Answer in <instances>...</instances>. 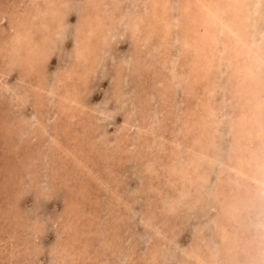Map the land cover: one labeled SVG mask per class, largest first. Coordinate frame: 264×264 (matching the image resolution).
<instances>
[{"label": "rangeland", "instance_id": "rangeland-1", "mask_svg": "<svg viewBox=\"0 0 264 264\" xmlns=\"http://www.w3.org/2000/svg\"><path fill=\"white\" fill-rule=\"evenodd\" d=\"M9 1L11 3H9ZM64 1H66V3ZM147 1L148 0H81V1L79 0V2H78V0H77V2H78L77 3L76 0H70V1L69 0H52L51 4L48 5L46 3V2H48V0H45V2L43 0L41 2H38V0H28V2H30V3H28L26 0H5V3H7L6 7L8 6L6 8L4 5L5 4L4 1L0 0V4H1L0 5V26H1L0 27V81L3 78V80L1 81L2 85L0 83V98L4 99V100L0 99V101H1L0 102V114L3 113L2 115H0V117H1L0 118V124H1V121L3 123L2 125H0V221L2 220L0 222V228H1L0 231H3V232H0V244H2V245H0V256H2V257H0V259L5 258V260H3V261H1L2 259L0 260V264H10V263L11 264H59V263L60 264H89L90 262H93L90 264H97V263L101 264V261H102V264H106L107 262H108L107 264H129V263L136 264L137 262H138L137 264H139V262H140V264H152V263L153 264L154 263L155 264H162L161 261H163L164 264H178V263L179 264H191L194 261V259L192 257H190V251L193 248L195 250L199 251L203 257L209 258L212 256L213 257L216 256L215 258L219 262H221V259H219L220 255H221L219 252V248H220L219 235H220V232L218 231V228L216 227L217 225H214L215 228H217V229H215V228L213 229V227H214L213 223L216 224V221H213V219L215 220L217 217L216 220L218 222L219 214L216 215V212L218 213V208H216L217 205L214 204L215 200L213 201V197H212L213 194L212 193H214V190L211 186L213 185L214 188L216 187V185H217L216 183H218V180L215 182L212 180L219 179V177L221 176V172L219 173L220 167L222 166L221 168H223V165H221V166H219V165L222 164V162L227 160L226 158H227L228 154H226V158H225V153L222 152V148H223V151L226 150V153H228V147L230 146V143H231V137H230L231 136V134H230L231 129L229 127V123H227V122H229L228 121L229 120L228 117H230L229 112L232 110L233 107L231 104L232 100L229 97V93H227L225 90L227 80H228V78L226 79V77H228V73L225 71V68L222 64H219L220 67L222 66V69L219 67V65L217 67L218 68L217 73L219 72L218 74L220 75L221 74L220 72H222V74L220 75L219 78H218L219 75L216 73L217 68L214 70V73H216V75H217L216 76L214 74L215 79L217 78L216 80L214 79L215 80L214 84L216 86L217 85L220 86L219 84H221L222 87L224 85V87H223L224 93H223V89L221 90V86H220V89H218V86L216 87L214 85L215 88H214L213 94H212L214 96V97L212 96V98H214V103L216 102L215 103L216 106L218 107V104L220 105L217 109L221 113L220 114L218 112V115H220L219 116V118H220L219 123L220 122L221 123L218 124V127H219L218 131L219 132L217 134L218 138H216L217 139L216 150L219 152V149L221 148L220 150H221L222 154H219L221 152L218 153L217 151L216 152L214 151L215 157H216V159L213 160L214 165L212 164V162H208V164L211 163V165H210L211 170H208L210 166L207 169V167H206V166H208L207 163H206L207 165L205 164V166L202 165V168H205L207 170V172H210V173H207L208 178H209V179L208 178L207 179L209 181L207 180V183L205 184L206 186H204L205 189L202 187V189L204 191L201 190V193H200V198H202L201 194L203 193V199H205V200L208 199L209 196H211V197H210V199H208L206 201L205 200L201 201L200 199L194 200L195 199V198H193L194 196H191V195L189 196V192H186V194L182 193V197H181L182 199L179 198L180 200H178V202H177L176 201L177 198L175 199V197L177 195L176 194L177 191H175L176 187H174L173 183L178 184L179 182L176 181V179H175L176 176L173 173L171 174L167 169L168 165L170 164V158H171V157H169V155L172 152L171 149L172 148L175 149L176 143L179 142V143H177L178 148H181V149H178L179 151L177 150L179 153V156L181 155L178 158L180 160L179 165L180 164H181L180 166L184 165L183 162H181L182 160L183 161L185 160V153H184L185 151L182 148L184 147L185 141L188 140L189 137L184 136V129L185 128L183 126H184L186 121H189V120L192 121L193 118H192V116H190V118L189 117L185 118L186 115L183 116V114H186L185 111H187L188 108L193 107V104H195L196 101L192 100V99H195V97L193 98L192 96H188L185 93V89H183L185 87V82H183L182 79L181 80L173 79L172 78L173 70L171 71V70L166 69L165 67L161 66V58L160 57H162L163 55H166L164 57L173 62V63H171V66L175 65V69H177V70L183 69V67H182V69L180 67V63H182V62H180L181 57L183 58V56L181 54L178 39L175 37L177 35L172 33L168 36L169 40L166 43V45H167V47L165 49L166 52H164V54H163V53H158V52L154 51V43H156V40H157L156 34H154V33L151 34L150 36H148L146 41H144L142 44L141 43L137 44L136 38L131 33V30L129 28V22L131 23V19H132L131 16L133 17V15H139V14L143 15V5ZM172 1L176 2V3L173 4ZM13 2H15V3H13ZM63 2L65 4H71V5L65 6V4H63ZM169 2L171 4V9L169 8L168 12L173 13V15H176L175 13H177L178 0L177 1L169 0ZM12 3L14 5V7H13V5H11ZM32 3H35V4H32ZM76 4H78L80 6H78ZM51 5H53V6L56 5V7H55L56 12L58 13V15H61V16H59L61 19L60 24L63 25V23L65 22L64 23L65 25L56 29L55 34H54V30L52 28L54 26V21L52 20V14L47 13L44 16H42L40 13H38L39 10H43L44 7H46V6L50 7ZM72 5H73V7H71ZM77 6H78V8H77ZM65 7H67V8H65ZM122 7H123V9H122ZM3 8H5V10ZM21 8L23 10H21ZM67 10L71 13L67 12ZM172 10H174V11H172ZM262 10H264V3H263V9ZM36 11H37V13H36ZM83 12H85V13H83ZM85 14H90V15L98 14L99 20L97 21V27L95 28L94 33L91 34V37L89 39L90 46H89L88 52L86 53V57L87 58L89 57L90 60L88 59L87 62L79 63V61L81 62L82 59L79 60V59L75 58V45L77 44V37H78L77 28H78L80 21L82 20L81 17H83V15H85ZM104 17H106V18H104ZM263 18H264V11H263V17L262 18L260 17L256 21V23H257L259 29H262L264 31V19ZM260 22H262V23H260ZM127 24H128V26H127ZM11 27H13V28H11ZM7 29H9V30H7ZM103 29H104V31H103ZM174 29H176V28H174ZM23 31H24V35L26 34L25 36L26 37L28 36V37L26 39H19L18 37L20 36V34ZM127 34H129V36ZM72 35H73V37H72ZM50 37H52V38H50ZM127 40H128V43H126ZM116 42L117 43L119 42L118 46H117ZM32 43H34L35 45L39 44V48L35 52V57L38 59L36 61L37 63L35 64V67L33 68V70H30L31 68L28 66V61L26 59L27 58L26 57V54H27L26 50L28 49L29 45ZM135 43L137 44V46ZM71 44H72L74 49L71 48L72 47ZM115 46H117V47H115ZM131 48H133V49L135 48L134 49L135 53H133V50ZM53 52H54V54H53ZM107 52H109L110 54H108ZM112 52H113V54H112ZM117 52H118V54H117ZM176 52H177V54H175ZM134 56L136 57L137 60L134 58ZM114 57H116V58H114ZM107 58H108V61L106 60ZM118 58H120V59H118ZM44 59L46 62H44ZM122 59H124V60H122ZM125 60H127V61H125ZM133 61H136V63ZM15 63H16V65H15ZM75 63H76V65H75ZM71 65H75V67H73V70L69 73L70 78H67L66 71L68 69H70ZM83 65H87V70L85 72L83 71L84 70ZM166 66H168V65H166ZM114 69H115V71H114ZM1 71L3 72V75H4L3 77L1 75L2 74ZM116 71H120L119 75L115 73ZM104 72H105V74H104ZM224 73H225V75H224ZM166 74L167 75L169 74V76H167ZM83 75H85V76H83ZM135 75H136V78H135ZM221 76H222V80L224 82L221 81ZM92 77H93V79H92ZM156 77H158V79ZM224 77H225V79H224ZM139 78H141L143 80H140ZM219 80H220V82H219ZM97 81H98V83H97ZM125 81L127 83H125ZM149 81H151V82H149ZM156 81H158V82H156ZM12 82H14V84ZM94 82H95V86H94ZM141 82H142V85H140V87H139V83H141ZM146 82H148V83L146 84ZM160 82L162 85L160 84ZM163 82H164V84H166V82H167L166 86L167 85H169V86L165 87L163 85ZM181 82H183L184 84ZM4 83H5V85H4ZM109 83H112L113 85L110 84V85H112V86H110ZM106 84H107L108 89L106 88ZM148 84H151V85L149 86ZM154 84L158 88H156ZM9 85H10V87H9ZM85 85L88 88H85ZM177 85H178V87H177ZM131 86H133L134 88L133 87L131 88ZM143 86H144V90H142ZM162 86H164V87H162ZM77 87L78 88L80 87V88L78 89ZM114 87H115V89H114ZM121 87H123L125 89H123ZM126 87H128L127 90H126ZM149 87H150V89H149ZM153 87H154V89H153ZM175 87H176V89H174ZM7 88L9 91H6ZM11 88H13V91ZM92 88H94V89H92ZM181 88L183 90H181ZM146 89L150 90V91H147ZM215 89H217V91ZM66 90L69 91L70 94H73L80 99L77 98L78 101L76 103H72V104H70V103L68 104V103H66V101L64 102V100L61 99L60 94L64 93V91H66ZM88 90H90V91H88ZM108 90H111V91H108ZM141 90H142V92H141ZM151 90L155 93H153ZM157 90H159V91H157ZM170 90L173 91V93ZM106 91H108L109 93ZM110 92H112V93H110ZM158 92H160V94H158ZM217 92H218V95H217ZM124 93H126V94H124ZM129 93L131 94V97H129L130 96ZM222 93L224 95V98H223ZM8 94H10V95H8ZM170 94H171V96L173 95L172 96L173 98L170 96ZM150 95H153V96H150ZM158 95H160L159 96L160 98L158 97ZM43 96H45V97H43ZM81 96H83L84 99H82ZM109 96H111V97H109ZM156 97H157V99H156ZM122 98H124V99H122ZM158 98L161 100L159 101ZM220 98L223 100L221 101ZM17 99H19V100H17ZM44 99H45V101H44ZM101 99H103V100H101ZM163 99H165V100L163 101ZM104 100H105V102L107 100L108 103L106 102V104H105ZM112 100H114V101H112ZM16 101L17 102L19 101L20 104L17 103ZM98 101H100L101 104H103V105H101ZM115 101H116V103H115ZM189 101H190V103H189ZM2 102H4V103H2ZM28 102H30V103H28ZM85 102H87V105H84ZM7 103H10V105ZM15 103L17 105H15V107H14ZM97 103H98V105H97ZM32 104H33V106H32ZM79 104L81 106L82 105H84V106L81 107ZM95 104H96V106H94ZM170 104H171V108H170ZM182 104L186 107V109ZM44 105H46V107ZM92 105H93V107H92ZM105 105L106 106L108 105L109 107L108 106L105 107ZM162 105H163V107H161ZM12 106L14 107V109H12ZM86 106H88L89 108ZM113 106L116 108H114ZM16 107H17V109H16ZM18 107L21 109H19ZM55 107H56V109H55ZM72 107H73V109H71ZM99 107H100V109H99ZM103 107H105L106 109L101 110V109H104ZM86 108H88V110H86ZM140 108H143L145 110H142ZM176 108H177V110H176ZM44 109H46V111ZM97 109H99V111ZM148 109L149 110L153 109L154 111L151 110L152 113H150V111ZM169 109H172V110H169ZM89 110L91 112L92 111L93 112L91 113ZM38 111H40L41 114ZM143 111H144V113H143ZM174 111H175L176 117L174 116L175 115ZM6 112L12 118L9 115H7ZM14 112H15V114H14ZM10 113H12V114H10ZM34 113H36V114H34ZM99 113H101V114H99ZM131 113H133V114H131ZM172 113H173V117L170 116ZM4 114H5V116H4ZM18 114H19V116H18ZM139 114H141V115L138 116ZM158 114L160 115V117ZM36 115H37V117H35ZM38 115H39V117H38ZM222 115H224V119L222 118L223 117ZM17 116L20 118H18ZM21 116H22V118H21ZM141 116H143V117H141ZM154 116H156V117L153 118ZM180 116H181L182 122L179 119ZM48 117H51V119L50 118L48 119ZM158 117L160 119H158ZM16 118H18V120L21 119L23 124H22V122L16 120ZM40 118L42 120H40ZM172 118H174V119L176 118L177 119V120L175 119L176 121H179V120L180 121L175 123V120ZM23 119H24V121H23ZM29 119H31V120L28 122ZM168 119H172V120H168ZM4 120H6L8 122V125L6 124L7 122ZM94 120H96V121H94ZM153 120L154 121L156 120L157 122L156 121L154 122ZM169 121H171V122H169ZM18 122H20V124ZM32 122H34V124ZM37 122L40 123V125H38ZM46 122H47V124H46ZM62 122H63V124H62ZM105 122H107V124H104L105 127H103L104 125L102 123H105ZM165 122H166V124H165ZM24 123L27 125H25ZM28 123H29V125H28ZM60 123H61V125H60ZM167 123H168V126H167ZM171 123H175L176 125L173 124V126H172ZM30 124H32V125L30 126ZM145 124L146 125L149 124V126L147 127V126H145ZM179 125H181V126H179ZM224 125H225V127H224ZM22 126H23V128H22ZM99 126H101V129ZM12 127H16V128L13 129ZM17 127H18L19 131L17 130ZM134 127H136V128H134ZM141 127L143 130L141 129ZM149 127H150V130L152 131L151 133L149 131ZM172 127H174V130H172ZM161 128H162V130H161ZM89 129H91V130H89ZM118 130H119V132H118ZM168 130L171 134H168ZM179 130H181V131H179ZM104 131H105V133H104ZM115 131H117V132H115ZM143 131H145V133ZM163 131H164V134H163ZM154 132H156V133H154ZM27 133H29V134H27ZM223 133H225V134L223 135ZM102 134H104V136ZM105 134H109V136L111 134V137H109V136L107 137V135H105ZM160 134H161V136H160ZM162 134H163V136H162ZM22 135L24 136L23 138H22ZM34 135L37 139H39V141L36 140V138L34 139V137H33ZM124 135H125V137H124ZM147 135L150 137H148ZM189 135H191V132H189ZM220 135H221V138H220ZM112 136H114V138H116L117 140H114V138ZM226 136H228V137H226ZM128 137H130V139ZM175 137L178 139L175 140L174 139ZM185 137H186V139H185ZM30 138H31V140H30ZM90 138H92V141ZM98 139H100V140H98ZM110 139H112V140H110ZM140 139H142V140H140ZM169 139H170V141H169ZM96 140H98V141H96ZM174 140H175V142H174ZM177 140H179V141H177ZM110 141H112V142L114 141V142L111 143ZM150 141H151V143H149ZM160 141H162V142H160ZM154 142H155L156 146H155ZM157 142L159 145H157ZM104 143H106V144H104ZM166 143L168 144V146L169 145L170 146L168 147L166 145ZM79 144H81V145H79ZM221 144L223 145V147H220ZM114 145L117 147V149H119L118 151H117V149H115ZM41 146H43V147H41ZM103 146H105V147H103ZM148 146L149 147L152 146V147L149 148ZM133 147H134V149H133ZM154 147L156 149H158V147H159V149L156 150ZM168 148H169V150H168ZM217 148H219V149H217ZM160 149H161V152H159ZM101 150H103V151H101ZM129 151L131 154L129 153ZM150 151L152 152V154ZM163 151H164V153H163ZM51 152H53L52 155L50 154ZM112 152L116 153L117 156L115 155V158H114V155H111ZM97 153L99 154V156H97L98 155ZM121 153H123V154H121ZM102 154L105 156H103ZM156 154H157L158 158L160 157L159 159L157 158ZM162 154H164V155H162ZM118 155L121 159L118 157ZM152 155H154V156H152ZM220 155H223L224 157L221 156V158H223V159L225 158V160L221 159L219 157ZM36 156L39 158L38 160H40V161H38L36 159ZM96 156H97V159H96ZM21 157L23 160L21 159ZM127 157H128V159H127ZM5 158H7V160ZM30 158H32V159H30ZM111 158L112 159L114 158V159L111 160ZM154 158H156V159H154ZM27 159L29 161H27ZM33 159H35V160L33 161ZM161 159L162 160L164 159L165 163ZM217 159L219 161L218 163L221 162L219 165L217 163ZM2 160L4 162L6 161L5 164L7 162L8 163L5 165V164H3L4 162ZM16 160L18 162H16ZM106 160H107V163H106ZM167 160H169V161H167ZM72 161H74L75 163ZM102 162H103V164L106 163V165L104 164V167H103V164H101ZM144 162L145 163L147 162V163L145 164ZM153 162L154 163L156 162V163L154 164ZM1 163H2V165H1ZM31 163H33L34 165ZM49 164H51V165H49ZM96 164L101 165L102 167L101 166L99 167ZM216 165H218V167ZM109 166H111V167H109ZM215 166L217 167V169L215 168ZM81 167H83V168H81ZM115 167H117L119 169L120 173L118 172V169ZM142 167H144V168H142ZM159 167L160 168L162 167L161 170ZM165 167H167V168H165ZM213 167L215 170L211 173ZM85 168H86V170H85ZM145 168H147V169H145ZM94 170H95V173H94ZM123 170L124 171L127 170L128 173H126L127 171L124 172ZM156 170L158 171L157 173H156ZM64 171H66V172L68 171V172L65 173ZM75 171H76V173H75ZM121 171H123V172H121ZM91 172H93L94 175ZM116 172L119 174H116ZM70 173H72V174L70 175ZM101 173H102V175H101ZM123 173H124V175H123ZM130 173H131V175H130ZM140 173L142 174V176ZM146 173H148L147 176H146ZM162 173H164V174H162ZM213 173H214V175H213ZM77 174L78 175L80 174V176L83 175L82 176L83 178L78 176ZM98 174H99V176H97ZM128 174L130 175V177L126 176ZM217 174H218V176H217ZM63 175H66V178ZM75 175L77 177L74 178ZM171 175H172V177H170ZM23 176H25V177H23ZM30 176L33 178V180H32V178H30ZM68 176H69V178H68ZM156 176L160 180H158L156 178ZM159 176H160V178H159ZM164 176H165V179H164ZM214 176H216V178H213ZM115 177H117V179ZM136 177L139 179H137ZM64 178H65V180H64ZM121 178L123 180H121ZM155 178H156V180H155ZM171 178H173V179L171 180ZM30 179H31V181H30ZM79 179L83 180V182L80 181ZM153 179L156 182L153 181ZM72 180H74V181L72 182ZM101 180L103 182H101ZM114 180H115V182H114ZM76 181H77V183H76ZM95 181H96V183H94ZM139 181H140V183H139ZM168 181L169 182L171 181V182L169 183ZM28 182L31 183L32 185L28 184ZM40 182L42 184H40ZM74 183H76L77 186ZM130 183L132 184V186L133 185L134 186L132 187ZM208 183H210V184L212 183L211 186H209V187H211V190L207 187L209 185ZM97 184H98V186H97ZM122 184L123 185L125 184L124 187L127 188L128 191H127V189L124 190V187H122L123 186ZM127 184L129 185V187L127 186ZM135 184H137V187ZM165 185H168V186H165ZM48 187H50L49 189H51V190L47 189ZM51 187H53V188H51ZM159 187H160L161 191L159 190V192H158ZM41 188L43 191L44 190L45 191L42 192ZM90 188H93V190H91ZM105 188H107V189H105ZM156 188H158V189H156ZM28 189H30V190H28ZM62 189H64V190H62ZM167 189H169V190H167ZM212 190H213V192H211ZM116 191H118V192L116 193ZM129 191L130 192L132 191V192L130 193ZM47 192H49V193L47 194ZM53 192L57 193V194H54ZM88 192L90 193L89 196H88V194H89ZM31 193H33V194H31ZM41 193H43V196L41 195ZM72 193H73V195H72ZM81 193H83V194H81ZM162 193H164V194H162ZM206 193L209 195L208 198L206 197L207 196ZM26 194H28V195H26ZM49 194L51 195V197L49 196ZM65 194H67V195H65ZM95 194H98V195L100 194L99 198ZM184 194H185V197H184ZM37 195L42 199H40V198L38 199ZM44 195H46V197ZM84 195H87V196H84ZM62 196L64 197L63 199H62ZM66 196H68V198H66ZM75 196L77 197L76 198L77 200L75 199ZM47 197H48V199H47ZM121 197H123V198H121ZM73 198H74V202H73ZM125 198H126V202L128 203V205H126L127 203L125 202V200H123ZM154 198H156L155 201H153ZM172 198H174L175 201ZM81 200H82V202H81ZM165 200H167L168 202H166ZM192 200H194L195 202L196 201L199 202L198 200H200L202 203L196 202V205H195V202ZM43 201H45V202L43 203ZM66 201H68V203ZM129 201H131V203ZM145 201L148 203H146ZM156 201H158V202H156ZM186 201H189V202H186ZM207 201H208L210 206L212 204V206H216V207L214 208L211 206L212 208L210 209L209 208L210 206L208 204H207L208 206H206V204H205V202L207 203ZM18 202H19V204H18ZM32 202L35 203L34 206H33ZM97 202H98V204H96ZM101 202H103V203H101ZM109 202H111L113 205ZM211 202H214V203H211ZM78 203L80 206L74 205V204H78ZM142 203L143 204L145 203L144 204L145 207ZM168 203L170 206L168 205ZM191 203H192V205H191ZM203 203H204V205H203ZM17 204L20 206H18ZM63 204H65V205H63ZM69 204L71 206H69ZM99 204L101 205L100 206L101 208L97 207V206H99ZM103 204H104V206H103ZM62 205L64 207L65 206L66 207L64 208V207H62ZM83 205H87V206L83 207ZM92 205L93 206L95 205V206L93 207ZM117 205H119L118 206L119 209L117 208ZM152 205H154L153 206L154 208L151 207V209H150L149 207ZM193 205H195V207ZM197 205H199V206H197ZM190 206H191V209H190ZM192 206L194 209L192 208ZM32 207H33V209H32ZM61 207H62V209H61ZM95 207H96V209H95ZM174 207H176V208L174 209ZM186 207H188V208H186ZM199 207L201 208V210H203L202 213L199 212V210H198ZM28 208H29V210H28ZM37 208L38 209L40 208L39 211H37L38 210ZM67 208L69 209V211ZM98 208H100V209H98ZM63 209L66 211H63ZM78 209H79V211H82V212H79ZM146 209H147V211H146ZM149 209L154 213H152ZM166 209H167V211H166ZM192 209H193V212H195V210H196V212L198 211V213H201L203 219L201 218V214H199V217L197 219L196 217L198 216V213L194 214L192 212ZM177 210L180 212H178ZM204 210H208V212L210 211L211 215H209V213H207ZM75 211H76L77 215H76ZM95 211H97V212H95ZM123 211H125V213ZM211 211L213 212V215H215V217H213ZM34 212H36V213H34ZM46 212H47V214H46ZM49 212H51V213H49ZM55 212H57L58 214L56 213L57 215L56 214L54 215L53 213H55ZM66 212H67L66 217H64ZM70 212H72L71 215H70ZM100 212H102L103 214ZM109 212H111V213H109ZM159 212L161 213L160 215L158 214ZM175 212L177 213V215L175 214ZM205 212L210 217L211 216L212 217L209 218ZM248 212L249 213H247L245 215V217H246L249 214L247 216L248 218L246 217L245 220L250 222L251 224L255 223V220L257 222L264 220V218H259L260 220L258 221L257 220L258 218L255 217L256 214H255L254 210H250ZM81 213L82 214L87 213L88 215L87 214L82 215ZM134 213H137V214L134 215ZM151 213L154 215L156 213V216L151 215ZM170 213H172L175 217ZM180 213H182V214H180ZM187 213H190V215L188 214V216H185ZM61 214H62L63 218H62ZM108 214H110V215H108ZM139 214L141 215V217H138ZM203 214L207 215V217H208V218H206V221L204 219L205 217H203ZM52 215H53V217H52ZM79 215L81 216V218ZM132 215H134V216H132ZM167 215L169 218L166 217ZM191 215H192V217H189ZM195 215H196V217H195ZM34 216H35V218H33ZM41 216H44V218ZM54 216H55V218H54ZM71 216L73 218H70ZM87 216H89V217H87ZM93 216H94V218H93ZM101 216L103 217V219ZM150 216H152V218ZM178 216H180V217H178ZM37 217L40 220H38ZM46 217H48V218L50 217L49 220L52 218L51 220H53L54 222H52L50 220L51 222H49V223H51V224L47 223ZM76 217H78L77 218L78 220L76 219ZM119 217H122V219L120 218L118 220ZM157 217L159 218V220ZM187 217H188V219H187ZM254 217H255V219H254ZM2 218H4V219H2ZM96 218H98V219H96ZM160 218H162V219L160 220ZM195 218H196V220H195ZM84 219H86L87 221ZM116 219H117V221H116ZM124 219H125L126 224H124V221H122ZM208 219H210L212 221L210 222V220H208ZM35 220H36V224L34 223ZM58 220H59V222H58ZM76 220H77V222H76ZM90 220H92V221H90ZM177 220H178V222H177ZM198 220H200V221L198 222ZM21 221L24 225L21 223ZM32 221L34 223L33 225H32ZM38 221H40V222H38ZM88 221L90 223H88ZM102 221H104L105 223H103ZM188 221L190 222V224H188ZM6 222H9V224L8 223L6 224ZM65 222H66V224H65ZM129 222L132 225H130ZM171 222H173V223H171ZM203 222H205V224H207V227L203 226V224H202ZM96 223L98 226L96 225ZM142 223H144V225ZM250 223H249V225H251ZM54 224H56V226ZM110 224H111L112 228H110ZM123 224L125 225L124 227H123ZM177 224H178V226H177ZM210 224H212V225H210ZM255 224L257 225L259 223H255ZM100 225H103V226H100ZM148 225L151 227V228L149 227L150 229L149 228L146 229ZM161 225H163V227ZM170 225L172 228L170 227ZM186 225H188V226H186ZM195 225H198L199 227L195 226ZM256 225H255V227H257ZM99 226H100V228H99ZM175 226H176L178 232L174 228ZM79 227H80V229H79ZM105 227L106 228L108 227V228L105 229ZM205 227H206V229H202ZM52 228L54 229V231ZM113 228H114V230H111ZM168 228H170L171 230ZM126 229H128V230L130 229L131 231L130 230L128 231ZM140 229H142V231L140 232L141 234L139 233ZM196 229L198 230V232L200 231L198 234H197ZM12 230H13V232H12ZM15 230H18V231H15ZM46 230H47V232H46ZM55 230L57 232H55ZM63 230L65 232L61 233V232H63ZM208 230L211 233L210 232L208 233ZM5 231H6V233H5ZM126 231H127V233H125ZM134 231H136V233ZM152 231H153V234L151 237V234H149V233H152ZM168 231L169 232L172 231V232L169 233ZM194 231H196V232H194ZM202 231L203 232L205 231V232L203 233ZM214 231L219 232V235L218 234L215 235L216 232H214ZM7 232H9V233H7ZM18 232H20V233H18ZM100 232H101V234H100ZM167 232L169 233V236H168ZM175 232H176V234H175ZM182 232H184V233H182ZM3 233L5 235H3ZM131 233H132V235H131ZM145 233H146V236H145ZM9 234H11V235H9ZM24 234L28 237L24 236L25 238H23ZM58 234L61 237H59ZM104 234H105V236H104ZM122 234H124V235H122ZM12 235H13V237H11ZM100 235H102V236H100ZM127 235L128 236L130 235V237H128ZM137 235H138V237H137ZM147 235L150 237H148ZM170 235L173 236L174 238L170 237ZM209 236H210V238H209ZM158 237H160V239ZM101 238L103 239V241L101 240ZM6 239L8 241H6ZM81 239L82 240L84 239V240L81 241ZM9 240H11L12 242ZM111 240H113V241H111ZM133 241L135 243H133ZM149 241H151V242H149ZM177 241H179V242H177ZM203 241L205 244H203ZM3 242H5L6 244ZM31 242H33V243L29 244ZM180 242H181V244H180ZM185 242H186V244L187 243H189V244L184 246ZM141 243H143V244L141 245ZM163 243H165V244H163ZM174 243H176L177 246ZM198 243H199V245H198ZM208 243H210V244H208ZM3 244H5V245H3ZM100 244H102V245H100ZM121 244L123 245V247L121 246ZM178 244H180V245H178ZM136 245H138V246H136ZM151 245H152V247H151ZM202 245H203V247H202ZM23 246H26L25 249ZM27 246H29V247H27ZM110 246H112V247H110ZM113 246H116V247H113ZM127 246H128V248H127ZM129 246H131V247H129ZM161 246L164 248H162ZM209 246H210V248L208 249ZM17 247H20V248L18 249ZM3 248H5V249H3ZM7 248L8 249L10 248L9 249L10 251H9V253H8V251H6V254H5V250H7ZM13 248H15L16 250ZM102 248H103V250H102ZM122 248H123V250H121ZM185 248H187V250ZM37 249H39V250H37ZM124 249L126 252L124 251ZM133 249H134V251H133ZM137 249H139V251ZM183 249H185L186 252ZM20 250H21V252H20ZM167 250L170 252V255L173 256L172 259L169 258L170 255L168 254ZM170 250H172V251H170ZM1 251H2V253H1ZM115 251L116 252L121 251L119 253L122 254V252H123V254L120 256L119 254H116ZM132 251L135 254H132ZM165 251H167V253ZM43 252H44V254H43ZM157 252L159 255L157 254ZM97 253L101 254V255H97ZM182 253L184 254V256L182 255ZM109 254H110V256H109ZM139 254H141L142 256ZM185 254L187 255L188 258L185 257ZM112 255L114 256V258L112 257ZM3 256H5V257H3ZM102 256H104V257H102ZM122 256H123V258H121ZM177 256H178V258H177ZM182 256H183V258H182ZM115 257L118 259H116ZM141 257H142V259H141ZM164 257H166V259L169 258V260H166ZM130 258H132L133 260H131ZM143 258H145L146 260L145 259L143 260ZM23 259H25V260H23ZM108 259L112 262H110ZM113 259H115L116 261H114ZM124 259H126L125 262H124ZM127 259H129V260H127ZM26 260H28V261H26ZM48 260L50 261V263ZM139 260H141V261H139ZM142 260L144 261V263L142 262ZM118 261H120V262H118ZM156 261H157V263H156ZM126 262H128V263H126Z\"/></svg>", "mask_w": 264, "mask_h": 264}, {"label": "bare ground", "instance_id": "bare-ground-1", "mask_svg": "<svg viewBox=\"0 0 264 264\" xmlns=\"http://www.w3.org/2000/svg\"><path fill=\"white\" fill-rule=\"evenodd\" d=\"M4 1V3H5V0H3ZM27 2H28V0H26ZM42 0H38V2H41ZM44 2H45V0H43ZM51 1L52 0H48V2H46L48 5L49 4H51ZM70 1V0H69ZM81 1V0H80ZM175 1H177V0H175ZM65 3H66V1H64ZM63 2V4H65ZM76 2H77V0H76ZM78 2H79V0H78ZM77 2V3H78ZM173 2V1H172ZM9 3H11L10 1H9ZM13 3H15V2H13ZM13 3L11 4V5H13ZM18 3V2H17ZM28 3H30V2H28ZM37 3V2H36ZM62 3V2H61ZM69 3V2H68ZM96 3V2H95ZM174 3H176V2H173V4ZM263 3H264V0H178V5H177V13H175L176 15H173V13H169L168 12V10H169V8L171 9V4H170V2H169V0H148L144 5H143V15H141V14H139V15H133V17L131 16V23L129 22V28H130V30H131V33H132V35L136 38V42H137V44H139V43H143L144 41H146V39L148 38V36H150L151 34H156L157 35V40H156V43H154V51H156V52H158V53H163L164 54V52H166V47H167V45H166V43L168 42V40H169V38H168V36L170 35V34H172V33H174V34H176L177 36H175L177 39H178V42H179V46H180V50H181V54H182V56H183V58L181 57V61L180 62H182V63H180V67H181V69H182V67H183V69L182 70H177V69H175V65H172L171 66V63H173L172 61H170V60H168L167 58H165L164 56H166V55H163L162 57H160L161 58V66L162 67H165L166 69H169V70H173V72H172V78L173 79H176V80H181L182 79V81L183 82H185V87L183 88V89H185V93L188 95V96H192L193 98L195 97V99H192L193 101L195 100L196 102H195V104H193V107H190V108H188V110L187 111H185V113L186 114H183V116L184 115H186L185 116V118L186 117H189L190 118V116H192V121H186L185 122V124H184V136H188L189 138H188V140H186L185 141V144H184V147L182 148L185 152V160L183 161H181V162H183V164L184 165H182V166H180L179 165V162H180V160L178 159L180 156H179V153H178V149H181V148H178V144L177 143H179V142H177L176 143V147H175V149H173L172 147V152H171V156L169 155V157H171L170 158V164L168 165V168L167 167H165V168H167L168 169V171L172 174H174L176 177H175V179H176V181L177 182H179L178 184H174L173 183V185H174V187H176L175 188V191H177L176 192V197H175V199H176V201L178 202V200H180V199H182L181 197H182V193H185L186 194V192H189V196L191 195V196H194L193 198H195L194 200H197V199H200L201 201L203 200H205V199H203V193L201 194V197L202 198H200V193H201V190L202 191H204L203 189H202V187L205 189V187L204 186H206L205 184L207 183V180L209 179L208 178V174L207 173H210V172H207V170L205 169V168H202V165H204L205 166V164L207 163L208 164V162H212V164H213V160L214 159H216V157H215V153H214V151L216 152L217 150H216V147H217V139L216 138H218L217 137V134H218V124H220L219 123V116L220 115H218V112L220 113V111L219 110H217L218 109V107L220 106L219 104H218V107L216 106V102L214 103V98H212V94H213V90H214V81L217 79H215V76H214V74L216 75V73H217V71H218V65L219 64H222L223 66H224V68H225V71L228 73V77H226V79L228 78V80H227V84H226V87H225V90H226V92L227 93H229V97H230V99L232 100L231 101V104H232V110L229 112V115H230V117H228L229 118V122H227V123H229V127H230V129H231V143H230V146L228 147V153H226V150H224L223 151V148H222V152H224L225 153V158H226V154H228V156H227V160L226 161H224V162H222V164H220V163H218L219 161H218V159H217V163H218V165L219 166H221V165H223V168H221L220 167V171H219V173L221 172V176L219 177V179H215V180H212V181H217L218 180V183H216L217 185H216V187L214 188L213 187V185L211 186V184L210 183H208L209 185L207 186L210 190H211V187L213 188V190H214V193H212L213 194V201L215 200V203L214 202H211V203H214L215 205H217V207L216 206H212V204H211V206L212 207H216V208H218V213L216 212V215L217 214H219V218H218V222H217V217H216V219L214 220L213 219V221H216V224L215 223H213V226L214 225H217L216 227L218 228V231L220 232V235H219V232H216V231H214V232H216L215 233V235L216 234H218L219 235V240H220V248H219V252H220V257H219V259H221V262H219L215 257L216 256H212V257H209V258H205V257H203L202 256V254H200V252L199 251H197V250H195L194 248L193 249H191V251H190V257H192L193 259H194V261L191 263V264H264V220L263 221H259L260 219L259 218H264L263 216V214H264V31L262 30V29H259V27H258V25H257V23H256V21L261 17H263V11L264 10H262L263 9ZM6 4L7 3H5L4 5H5V7H6ZM32 4H35V3H32ZM62 4V5H63ZM1 5V4H0ZM3 5V6H4ZM22 5V4H21ZM69 6V5H71V4H65V6ZM76 5H78V4H76ZM75 5V6H76ZM18 6V5H17ZM78 6H80V5H78ZM78 6H77V8H78ZM89 6V5H88ZM8 7V6H7ZM6 7V8H7ZM13 7H14V5H13ZM19 7V6H18ZM55 7H56V5H51L50 7H44L43 8V10H39V12L38 13H40L42 16H44L45 14H47V13H49V14H52V20L54 21V26L52 27L53 28V30H54V34H55V31H56V29H58V28H60L61 26H63V25H65L64 23H63V25H61L60 24V21H61V19H60V17L59 16H61V15H58V13L56 12V9H55ZM71 7H73V5L71 6ZM95 7V6H94ZM23 8V7H22ZM21 8V10H23ZM65 8H67V7H65ZM2 9V8H1ZM4 10H5V8H3ZM11 9V8H10ZM16 9V8H15ZM62 9V8H61ZM72 9V8H71ZM122 9H123V7H122ZM8 10V9H7ZM70 10V9H69ZM34 11V10H33ZM172 11H174V10H172ZM6 12V11H5ZM66 12V11H65ZM64 12V13H65ZM67 12H69L68 10H67ZM66 12V13H67ZM171 12V11H170ZM36 13H37V11H36ZM69 13H71V12H69ZM75 13V12H74ZM83 13H85V12H83ZM2 14V13H1ZM112 14V13H111ZM39 15V14H38ZM8 18V17H7ZM69 18V17H68ZM82 18V20L80 21V23H79V25H78V28H77V31H78V37H77V44L75 45V58L76 59H79V60H81V62L79 61V63H84V62H87V60L89 59V57L87 58L86 57V53L88 52V50H89V46H90V42H89V39H90V37H91V34L92 33H94V31H95V28L97 27V21L99 20V15L98 14H95V15H90V14H85V15H83V17H81ZM104 18H106V17H104ZM3 19V18H2ZM6 19V18H5ZM10 19V18H9ZM76 19V18H75ZM74 19V20H75ZM264 19V18H263ZM16 20V19H15ZM8 21V20H7ZM69 21V20H68ZM111 22V21H110ZM21 23V22H20ZM260 23H262V22H260ZM8 24V23H7ZM2 25V24H1ZM22 25V24H21ZM5 26V25H4ZM8 26V25H7ZM127 26H128V24H127ZM1 27V26H0ZM3 27V26H2ZM6 27V26H5ZM11 28H13V27H11ZM174 28H176V29H174ZM7 30H9V29H7ZM25 30V29H24ZM52 30V29H51ZM103 31H104V29H103ZM53 32V31H52ZM102 33V32H101ZM50 34V33H49ZM26 35V34H25ZM24 35V31L20 34V36L18 37L19 39H26L27 37ZM47 35V34H46ZM128 36H129V34H127ZM50 36V35H49ZM61 37V36H60ZM59 37V38H60ZM72 37H73V35H72ZM121 37V36H120ZM50 38H52V37H50ZM58 39V38H57ZM56 39V40H57ZM120 40V39H119ZM8 41V40H7ZM117 41V40H116ZM54 42V41H53ZM71 43V42H70ZM69 43V44H70ZM101 43V42H100ZM99 43V44H100ZM115 43V42H114ZM117 43V42H116ZM119 43V42H118ZM117 43V46L119 45ZM126 43H128V40H127V42ZM136 44V43H135ZM137 44H136V46H137ZM178 44V43H177ZM71 46H72V44H71ZM99 46V45H98ZM111 46V45H110ZM117 46H115V47H117ZM67 47V46H66ZM132 47V46H131ZM39 48V44H34V43H32V44H30L29 45V47H28V49L26 50V59H27V61H28V66L31 68L30 70H33V68L35 67V64L37 63L36 61L38 60L36 57H35V52H36V50ZM71 48H73V46L71 47ZM111 48V47H110ZM59 49V48H58ZM74 49V48H73ZM113 49V48H112ZM132 50H133V53H135V51H134V49L133 48H131ZM118 50V49H117ZM116 50V51H117ZM139 50V49H138ZM175 50V49H174ZM122 51V50H121ZM126 51V50H125ZM137 51V50H136ZM57 52V51H56ZM73 52V51H72ZM111 52V51H110ZM132 52V51H131ZM58 53V52H57ZM108 54H110L109 52H107ZM179 53V52H178ZM53 54H54V52H53ZM112 54H113V52H112ZM117 54H118V52H117ZM125 54V53H124ZM175 54H177V52L175 53ZM28 55V56H27ZM104 55V54H103ZM136 55V54H135ZM180 55V54H179ZM130 56V55H129ZM133 56V55H132ZM131 56V57H132ZM175 56V55H174ZM57 57V56H56ZM103 57V56H102ZM110 57V56H109ZM18 58V57H17ZM87 58V59H86ZM94 58V57H93ZM114 58H116V57H114ZM134 58L136 59V57L134 56ZM43 59V58H42ZM50 59V58H49ZM92 59V58H91ZM100 59V58H99ZM118 59H120V58H118ZM90 60V59H89ZM107 61H108V58L106 59ZM122 60H124V59H122ZM137 60V59H136ZM178 60V59H177ZM49 61V60H48ZM125 61H127V60H125ZM130 61V60H129ZM175 61V60H174ZM44 62H46L45 61V59H44ZM89 62V61H88ZM131 62V61H130ZM133 62H135L136 63V61H133ZM158 62V61H157ZM156 62V63H157ZM78 63V64H79ZM178 64V63H177ZM15 65H16V63H15ZM45 65V64H44ZM58 65V64H57ZM75 65H76V63H75ZM75 65H71V67H70V69H68L67 71H66V74H67V78H70V72L73 70V67H75ZM166 65H168V66H166ZM177 66V65H176ZM13 67V66H12ZM18 67V66H17ZM47 67V66H46ZM179 67V66H178ZM219 67H220V65H219ZM57 68V67H56ZM83 68H84V72L87 70V65H83ZM136 68V67H135ZM217 68V69H216ZM221 69H222V66L220 67ZM48 69V68H47ZM106 69V68H105ZM216 69V73H214V70ZM161 70V69H160ZM8 71V70H7ZM10 71V70H9ZM54 71V70H53ZM114 71H115V69H114ZM126 71V70H125ZM129 71V70H128ZM222 71V70H221ZM2 72V71H1ZM109 72V71H108ZM119 72L120 71H116L115 73L116 74H118L119 75ZM165 72V71H164ZM14 73V72H13ZM74 73V72H73ZM107 73V72H106ZM151 73V72H150ZM156 73V72H155ZM166 73V72H165ZM219 73V72H218ZM217 73V74H218ZM221 74H222V72H220ZM16 74V73H15ZM84 74V73H83ZM104 74H105V72H104ZM108 74V73H107ZM106 74V75H107ZM113 74V73H112ZM157 74V73H156ZM220 74V75H221ZM2 77L4 76L3 75V72H2ZM115 75V74H114ZM130 75V74H129ZM167 75V74H166ZM219 75V74H218ZM220 75L218 76V78L220 77ZM224 75H225V73H224ZM6 76V75H5ZM80 76V75H79ZM83 76H85V75H83ZM144 76V75H143ZM152 76V75H151ZM167 76H169V74L167 75ZM217 76V75H216ZM76 77V76H75ZM8 78V77H7ZM46 78V77H45ZM81 78V77H80ZM116 78V77H115ZM128 78V77H127ZM133 78V77H132ZM135 78H136V75H135ZM143 78V77H142ZM157 79H158V77H156ZM5 79V78H4ZM16 79V78H15ZM92 79H93V77H92ZM91 79V80H92ZM96 79V78H95ZM138 79V78H137ZM140 80H143V79H141V78H139ZM160 79V78H159ZM170 79V78H169ZM215 79V80H214ZM224 79H225V77H224ZM2 80H3V78H2ZM1 80V81H2ZM46 80V79H45ZM79 80V79H78ZM89 80V79H88ZM97 80V79H96ZM115 80V79H114ZM123 80V79H122ZM139 80V81H140ZM175 80V81H176ZM1 81H0V83H1ZM60 81V80H59ZM94 81V80H93ZM104 81V80H103ZM118 81V80H117ZM137 81V80H136ZM155 81V80H154ZM218 81V80H217ZM221 81H223L222 80V76H221ZM15 82V81H14ZM14 82H12L13 84H14ZM89 82V81H88ZM100 82V81H99ZM149 82H151V81H149ZM156 82H158V81H156ZM155 82V83H156ZM178 82V81H177ZM183 82H181V83H183ZM219 82H220V80H219ZM224 82V81H223ZM222 82V83H223ZM226 82V81H225ZM9 83V82H8ZM87 83V82H86ZM97 83H98V81H97ZM125 83H127L126 81H125ZM148 82H146V84H147ZM179 83V82H178ZM180 83V84H181ZM47 84V83H46ZM108 84V83H107ZM107 84H106V88H107ZM110 84H112V83H109V85ZM117 84V83H116ZM115 84V85H116ZM160 84H161V82H160ZM166 84H167V82H166ZM166 84H164V82H163V85L165 86V87H167V86H169V85H167L166 86ZM184 84V83H183ZM224 84V83H223ZM1 85H2V83H1ZM4 85H5V83H4ZM11 85V84H10ZM10 85H9V87H10ZM113 85V84H112ZM112 85H110V86H112ZM119 85V84H118ZM125 85V84H124ZM140 85H142V82L141 83H139V87H140ZM149 86L151 85V84H148ZM147 85V86H148ZM155 85V84H154ZM162 85V84H161ZM174 85V84H173ZM182 85V84H181ZM220 86H221V84H219ZM20 86V85H19ZM50 86V85H49ZM69 86V85H68ZM80 86V85H79ZM94 86H95V82H94ZM134 86V85H133ZM133 86H131V88L133 87ZM136 86V85H135ZM164 86H162V87H164ZM171 86V85H170ZM176 86V85H175ZM216 86V85H215ZM218 86V85H217ZM216 86V87H217ZM220 86H218V89H220ZM22 87V86H21ZM47 87V86H46ZM152 87V86H151ZM155 87H156V85H155ZM177 87H178V85H177ZM182 87V86H181ZM223 87H224V85H223ZM222 86H221V90L223 89V93H224V88H223ZM78 88V87H77ZM80 88V87H79ZM78 88V89H79ZM83 88V87H82ZM81 88V89H82ZM85 88H88V87H86V85H85ZM90 88V87H89ZM110 88V87H109ZM121 88H123V87H121ZM127 88L128 87H126V90H127ZM134 88V87H133ZM146 88V87H145ZM156 88H158V87H156ZM12 89V91H13V88H11ZM51 89V88H50ZM77 89V90H78ZM92 89H94V88H92ZM108 89V88H107ZM106 89V90H107ZM114 89H115V87H114ZM123 89H125V88H123ZM141 89V88H140ZM149 89H150V87H149ZM153 89H154V87H153ZM152 89V90H153ZM174 89H176V87L174 88ZM180 89V88H179ZM182 88H181V90H183ZM68 90V89H67ZM64 91V93H62V94H60V97H61V99L62 100H64V102L66 101V103H70V104H72V103H76L77 101H78V99H80V98H78L77 96H75V95H73V94H70L69 93V91ZM70 90V89H69ZM85 90V89H84ZM83 90V91H84ZM87 90V89H86ZM113 90V89H112ZM120 90V89H119ZM142 90H144V86L142 87ZM142 90H141V92H142ZM147 90V89H146ZM151 90V91H152ZM216 91H217V89H215ZM6 91H9L8 90V88H7V90ZM74 91V90H73ZM82 91V90H81ZM80 91V92H81ZM88 91H90V90H88ZM108 91H111V90H108ZM108 91H106V92H108ZM114 91V90H113ZM134 91V90H133ZM147 91H150V90H147ZM156 91V90H155ZM157 91H159V90H157ZM168 91V90H167ZM166 91V92H167ZM171 91V90H170ZM169 91V92H170ZM11 92V91H10ZM87 92V91H86ZM153 92V91H152ZM165 92V91H164ZM172 93H173V91H171ZM170 92V93H171ZM178 92V91H177ZM181 92V91H180ZM16 93V92H15ZM30 93V92H29ZM109 93V92H108ZM110 93H112V92H110ZM131 93V92H130ZM129 93V97H131V94ZM134 93V92H133ZM149 93V92H148ZM153 93H155V92H153ZM175 93V92H174ZM184 93V92H183ZM223 93H222V95H223ZM26 94V93H25ZM42 94V93H41ZM87 94V93H86ZM121 94V93H120ZM124 94H126V93H124ZM123 94V95H124ZM136 94V93H135ZM158 94H160V92H158ZM181 94V93H180ZM185 94V95H186ZM8 95H10V94H8ZM14 95V94H13ZM144 95V94H143ZM142 95V96H143ZM178 95V94H177ZM217 95H218V92H217ZM84 96V95H83ZM83 96H81L82 97V99H84L83 98ZM88 96V95H87ZM126 96V95H125ZM124 96V97H125ZM128 96V95H127ZM145 96V95H144ZM150 96H153V95H150ZM160 95H158V97H159ZM170 96H171V94H170ZM173 96V95H172ZM171 96V97H172ZM176 96V95H175ZM181 96V95H180ZM9 97V96H8ZM16 97V96H15ZM43 97H45V96H43ZM52 97V96H51ZM108 97V96H107ZM109 97H111V96H109ZM169 97V96H168ZM167 97V98H168ZM214 97V96H213ZM4 98V97H3ZM78 98V99H77ZM92 98V97H91ZM104 98V97H103ZM135 98V97H134ZM160 98V97H159ZM158 98V99H159ZM173 98V97H172ZM216 98V97H215ZM218 98V97H217ZM223 98H224V95H223ZM1 99V98H0ZM7 99V98H6ZM25 99V98H24ZM49 99V98H48ZM120 99V98H119ZM122 99H124V98H122ZM132 99V98H131ZM136 99V98H135ZM156 99H157V97H156ZM221 99V98H220ZM1 100H4V99H1ZM17 100H19V99H17ZM50 100V99H49ZM53 100V99H52ZM57 100V99H56ZM55 100V101H56ZM98 100V99H97ZM101 100H103V99H101ZM109 100V99H108ZM111 100V99H110ZM138 100V99H137ZM161 99H159V101H160ZM165 99H163V101H164ZM177 100V99H176ZM181 100V99H180ZM223 99H221V101H222ZM225 100V99H224ZM8 101V100H7ZM11 101V100H10ZM14 101V100H13ZM44 101H45V99H44ZM48 101V100H47ZM112 101H114V100H112ZM155 101V100H154ZM1 102V101H0ZM17 102V101H16ZM62 102V101H61ZM100 104H101V102L100 101H98ZM104 102H105V100H104ZM106 102L108 103V101L106 100ZM106 102H105V104H106ZM127 102V101H126ZM175 102V101H174ZM192 102V101H191ZM2 103H4V102H2ZM6 103V102H5ZM17 103H19V101L17 102ZM28 103H30V102H28ZM27 103V104H28ZM39 103V102H38ZM54 103V102H53ZM86 103V104H85ZM84 103V105H87V102H85ZM90 103V102H89ZM113 103V102H112ZM115 103H116V101H115ZM125 103V102H124ZM155 103V102H154ZM153 103V104H154ZM162 103V102H161ZM170 103V102H169ZM188 103V102H187ZM189 103H190V101H189ZM218 103V102H217ZM7 104H9L10 105V103H7ZM20 104V103H19ZM37 104V103H36ZM83 104V103H82ZM143 104V103H142ZM168 104V103H167ZM15 105H17L16 103L14 104V107H15ZM26 105V104H25ZM35 105V104H34ZM58 105V104H57ZM56 105V106H57ZM80 105V104H79ZM84 105H82V106H84ZM97 105H98V103H97ZM101 105H103V104H101ZM127 105V104H126ZM152 105V104H151ZM155 105V104H154ZM153 105V106H154ZM177 105V104H176ZM183 105V104H182ZM186 105V104H185ZM32 106H33V104H32ZM40 106V105H39ZM45 107H46V105H44ZM50 106V105H49ZM65 106V105H64ZM81 106V105H80ZM81 106V107H82ZM94 106H96V104L94 105ZM108 106V105H107ZM106 105H105V107H107ZM111 106V105H110ZM120 106V105H119ZM137 106V105H136ZM158 106V105H157ZM184 106V105H183ZM192 106V105H191ZM14 107L12 106V109H14ZM20 107V106H19ZM18 107V108H19ZM67 107V106H66ZM65 107V108H66ZM86 107H88V106H86ZM92 107H93V105H92ZM101 107V106H100ZM100 107H99V109H100ZM105 107H103L104 109H101V110H105L106 108ZM109 107V106H108ZM114 107V106H113ZM133 107V106H132ZM161 107H163V105L161 106ZM169 107V106H168ZM185 107V106H184ZM31 108V107H30ZM42 108V107H41ZM49 108V107H48ZM64 108V107H63ZM68 108V107H67ZM89 108V107H88ZM88 108H86V110H88ZM112 108V107H111ZM114 108H116V107H114ZM170 108H171V104H170ZM181 108V107H180ZM224 108V107H223ZM16 109H17V107H16ZM15 109V110H16ZM19 109H21V108H19ZM34 109V108H33ZM55 109H56V107H55ZM59 109V108H58ZM71 109H73V107L71 108ZM77 109V108H76ZM95 109V108H94ZM99 109H97L98 111H99ZM113 109V108H112ZM129 109V108H128ZM140 109H142V110H145V109H143V108H140ZM182 109V108H181ZM185 109H186V107H185ZM4 110V109H3ZM8 110V109H7ZM23 110V109H22ZM45 111H46V109H44ZM53 110V109H52ZM63 110V109H62ZM116 110V109H115ZM149 110V109H148ZM151 110H153V109H151ZM151 110H149L150 111V113H152L151 112ZM169 110H172V109H169ZM176 110H177V108H176ZM183 110V109H182ZM181 110V111H182ZM224 110V109H223ZM11 111V110H10ZM19 111V110H18ZM41 111V110H40ZM40 111H38L40 114H41V112ZM44 111V112H45ZM90 111V110H89ZM108 111V110H107ZM111 111V110H110ZM147 111V110H146ZM154 111V110H153ZM162 111V110H161ZM160 111V112H161ZM164 111V110H163ZM32 112V111H31ZM58 112V111H57ZM91 112V111H90ZM93 112V111H92ZM91 112V113H92ZM96 112V111H95ZM130 112V111H129ZM139 112V111H138ZM165 112V111H164ZM173 112V111H172ZM183 112V111H182ZM223 112V111H222ZM7 113V112H6ZM19 113V112H18ZM51 113V112H50ZM63 113V112H62ZM73 113V112H72ZM98 113V112H97ZM143 113H144V111H143ZM163 113V112H162ZM181 113V112H180ZM3 114V113H2ZM2 114H0V115H2ZM10 114H12V113H10ZM14 114H15V112H14ZM24 114V113H23ZM34 114H36V113H34ZM38 114V113H37ZM46 114V113H45ZM48 114V113H47ZM66 114V113H65ZM96 114V113H95ZM99 114H101V113H99ZM131 114H133V113H131ZM136 114V113H135ZM142 114V113H141ZM141 114H139L138 116H140ZM146 114V113H145ZM174 114H175V111H174ZM182 114V113H181ZM221 114V113H220ZM7 115H9L8 113H7ZM67 115V114H66ZM93 115V114H92ZM147 115V114H146ZM153 115V114H152ZM159 115V114H158ZM157 115V116H158ZM4 116H5V114H4ZM10 116V115H9ZM13 116V115H12ZM18 116H19V114H18ZM17 116V117H18ZM26 116V115H25ZM28 116V115H27ZM62 116V115H61ZM74 116V115H73ZM170 116H172L173 117V113L170 115ZM175 117H176V114L174 115ZM182 116V117H183ZM223 117V119H224V115H222ZM11 117V116H10ZM15 117V116H14ZM35 117H37V115L35 116ZM38 117H39V115H38ZM52 117V116H51ZM51 117H48V119L50 118L51 119ZM141 117H143V116H141ZM145 117V116H144ZM152 117V116H151ZM156 116H154L153 118H155ZM159 117H160V115H159ZM158 117V119H160ZM1 118V117H0ZM12 118V117H11ZM18 118H20V117H18ZM18 118H16V120H18ZM21 118H22V116H21ZM60 118V117H59ZM74 118V117H73ZM122 118V117H121ZM184 118V117H183ZM184 118V119H185ZM221 118V119H222ZM33 119V118H32ZM70 119V118H69ZM95 119V118H94ZM139 119V118H138ZM172 119H174V118H172ZM172 119H168V120H172ZM176 119V118H175ZM174 119V120H175ZM180 120H181V116H180V118H179ZM222 119V120H223ZM31 119H29L28 120V122L30 121ZM38 120V119H37ZM40 120H42L41 118H40ZM65 120V119H64ZM72 120V119H71ZM102 120V119H101ZM109 120V119H108ZM173 120V121H174ZM177 120V119H176ZM175 120V123L176 122H179V121H176ZM4 121H6V120H4ZM18 121H20V122H22L21 121V119L20 120H18ZM23 121H24V119H23ZM33 121V120H32ZM35 121V120H34ZM48 121V120H47ZM60 121V120H59ZM73 121V120H72ZM75 121V120H74ZM94 121H96V120H94ZM110 121V120H109ZM149 121V120H148ZM151 121V120H150ZM154 121V120H153ZM156 121V120H155ZM154 121V122H155ZM172 121V122H173ZM185 121V120H184ZM221 121V120H220ZM224 121V120H223ZM7 122V121H6ZM20 122H18L19 124H20ZM36 122V121H35ZM41 122V121H40ZM136 122V121H135ZM152 122V121H151ZM157 122V121H156ZM163 122V121H162ZM169 122H171V121H169ZM168 122V123H169ZM181 122H182V120H181ZM180 122V123H181ZM225 122V121H224ZM33 124H34V122H32ZM38 123V122H37ZM45 123V122H44ZM55 123V122H54ZM57 123V122H56ZM99 123V122H98ZM122 123V122H121ZM168 123H167V126H168ZM175 123H171L172 124V126H173V124H175ZM184 123V122H183ZM223 123V122H222ZM226 123V122H225ZM3 123H2V121H1V124L0 125H2ZM7 125H8V122L6 123ZM22 124H23V122H22ZM25 124V123H24ZM46 124H47V122H46ZM62 124H63V122H62ZM103 125L104 124H107V122H105V123H102ZM165 124H166V122H165ZM6 125V126H7ZM25 125H27V124H25ZM28 125H29V123H28ZM32 124H30V126H31ZM38 125H40V123H38ZM60 125H61V123H60ZM65 125V124H64ZM117 125V124H116ZM136 125V124H135ZM176 125V124H175ZM178 125V124H177ZM4 126V125H3ZM29 126V127H30ZM46 126V125H45ZM73 126V125H72ZM97 126V125H96ZM119 126V125H118ZM145 126H149V124H145ZM160 126V125H159ZM179 126H181V125H179ZM82 127V126H81ZM100 127V129H101V126H99ZM103 127H105V125L103 126ZM115 127V126H114ZM182 127V128H183ZM224 127H225V125H224ZM13 129H15L16 127H12ZM20 128V127H19ZM22 128H23V126H22ZM98 128V127H97ZM113 128V127H112ZM132 128V127H131ZM130 128V129H131ZM134 128H136V127H134ZM180 128V127H179ZM4 129V128H3ZM12 129V130H13ZM69 129V128H68ZM74 129V128H73ZM99 129V128H98ZM111 129V128H110ZM120 129V128H119ZM141 129H142V127H141ZM145 129V128H144ZM147 129V128H146ZM159 129V128H158ZM10 130V129H9ZM17 130L19 131V129H18V127H17ZM21 130V129H20ZM75 130V129H74ZM78 130V129H77ZM81 130V129H80ZM79 130V131H80ZM89 130H91V129H89ZM93 130V129H92ZM103 130V129H102ZM143 130V129H142ZM156 130V129H155ZM160 130V129H159ZM161 130H162V128H161ZM172 130H174V127H172ZM71 131V130H70ZM84 131V130H83ZM82 131V132H83ZM95 131V130H94ZM99 131V130H98ZM112 131V130H111ZM124 131V130H123ZM149 131H150V133L152 132L151 130H150V127H149ZM179 131H181V130H179ZM222 131V130H221ZM13 132V131H12ZM23 132V131H22ZM102 132V131H101ZM115 132H117V131H115ZM118 132H119V130H118ZM144 133H145V131H143ZM148 132V131H147ZM189 132H191V135H189ZM19 133V132H18ZM104 133H105V131H104ZM129 133V132H128ZM154 133H156V132H154ZM167 133V132H166ZM177 133V132H176ZM17 134V133H16ZM22 134V133H21ZM27 134H29V133H27ZM85 134V133H84ZM121 134V133H120ZM125 134V133H124ZM149 134V133H148ZM163 134H164V131H163ZM163 134H162V136H163ZM168 134H171L170 132H169V130H168ZM174 134V133H173ZM181 134V133H180ZM225 133H223V135H224ZM228 134V133H227ZM103 136H104V134H102ZM105 135H107V137L109 136V134H105ZM114 135V134H113ZM123 135V134H122ZM135 135V134H134ZM146 135V134H145ZM159 135V134H158ZM222 135V134H221ZM221 135H220V138H221ZM73 136V135H72ZM95 136V135H94ZM148 136V135H147ZM153 136V135H152ZM151 136V137H152ZM156 136V135H155ZM160 136H161V134H160ZM19 137V136H18ZM21 137V136H20ZM24 136L22 135V138H23ZM34 137V139L36 138L35 137V135L33 136ZM32 137V138H33ZM74 137V136H73ZM83 137V136H82ZM109 137H111V134H110V136ZM113 138H114V136H112ZM120 137V136H119ZM124 137H125V135H124ZM131 137V136H130ZM130 137H128L129 139H130ZM148 137H150V136H148ZM158 137V136H157ZM171 137V136H170ZM179 137V136H178ZM182 137V136H181ZM186 137H185V139H186ZM226 137H228V136H226ZM15 138V137H14ZM13 138V139H14ZM162 138V137H161ZM91 139V141H92V138H90ZM160 139V138H159ZM175 140L176 139H178V138H174ZM182 139V138H181ZM30 140H31V138H30ZM36 140H38L39 141V139H37L36 138ZM76 140V139H75ZM98 140H100V139H98ZM98 140H96V141H98ZM110 140H112V139H110ZM114 140H117L116 138H114ZM119 140V139H118ZM123 140V139H122ZM140 140H142V139H140ZM158 140V139H157ZM162 140V139H161ZM175 140H174V142H175ZM180 140V139H179ZM179 140H177V141H179ZM184 140V139H183ZM70 141V140H69ZM128 141V140H127ZM154 141V140H153ZM159 141V140H158ZM164 141V140H163ZM169 141H170V139H169ZM182 141V140H181ZM223 141V140H222ZM228 141V140H227ZM77 142V141H76ZM109 142V141H108ZM111 143H113L112 141H110ZM160 142H162V141H160ZM166 142V141H165ZM229 142V141H228ZM121 143V142H120ZM149 143H151V141L149 142ZM164 143V142H163ZM162 143V144H163ZM104 144H106V143H104ZM115 144V143H114ZM154 144H155V142H154ZM161 144V143H160ZM171 144V143H170ZM79 145H81V144H79ZM84 145V144H83ZM95 145V144H94ZM117 145V144H116ZM131 145V144H130ZM157 145H159L158 144V142H157ZM166 145L168 146V144L166 143ZM173 145V144H172ZM181 145V144H180ZM222 145V144H221ZM220 145V147H223V145L221 146ZM25 146V145H24ZM93 146V145H92ZM98 146V145H97ZM101 146V145H100ZM106 146V145H105ZM105 146H103V147H105ZM109 146V145H108ZM115 146V145H114ZM113 146V147H114ZM126 146V145H125ZM128 146V145H127ZM155 146H156V144H155ZM161 146V145H160ZM170 146V145H169ZM168 146V147H169ZM41 147H43V146H41ZM94 147V146H93ZM96 147V146H95ZM99 147V146H98ZM112 147V148H113ZM131 147V146H130ZM129 147V148H130ZM149 147V146H148ZM150 147H152V146H150ZM149 147V148H150ZM182 147V146H181ZM49 148V147H48ZM47 148V149H48ZM123 148V147H122ZM132 148V147H131ZM155 148V147H154ZM3 149V148H2ZM42 149V148H41ZM101 149V148H100ZM105 149V148H104ZM109 149V148H108ZM107 149V150H108ZM115 149H117V147L115 146ZM133 149H134V147H133ZM153 149V148H152ZM156 149V148H155ZM158 149H159V147H158ZM158 149H156V150H158ZM166 149V148H165ZM217 149H219V148H217ZM221 149V148H220ZM219 149V152H221V150ZM32 150V149H31ZM106 150V151H107ZM119 149H117V151H118ZM123 150V149H122ZM129 150V149H128ZM150 150V149H149ZM168 150H169V148H168ZM178 150V151H177ZM100 151V150H99ZM101 151H103V150H101ZM115 151V150H114ZM105 152V151H104ZM151 152V151H150ZM155 152V151H154ZM159 152H161V149H160V151ZM218 152V151H217ZM218 152V153H219ZM222 152L221 153H219V154H222ZM43 153V152H42ZM52 153L53 152H51L50 154L52 155ZM113 153V152H112ZM111 153V155H114V158H115V155H116V153H113L112 154ZM125 153V152H124ZM129 153H130V151H129ZM163 153H164V151H163ZM217 153V154H218ZM45 154V153H44ZM91 154V153H90ZM98 154V153H97ZM105 154V153H104ZM107 154V153H106ZM110 154V153H109ZM118 154V153H117ZM121 154H123V153H121ZM126 154V153H125ZM131 154V153H130ZM151 154H152V152H151ZM166 154V153H165ZM96 155V154H95ZM103 155V154H102ZM138 155V154H137ZM142 155V154H141ZM162 155H164V154H162ZM167 155V154H166ZM29 156V155H28ZM97 156H99V154L97 155ZM97 156H96V159H97ZM103 156H105V155H103ZM117 156V155H116ZM125 156V155H124ZM131 156V155H130ZM133 156V155H132ZM140 156V155H139ZM149 156V155H148ZM152 156H154V155H152ZM156 156H157V154H156ZM160 156V155H159ZM221 156L222 157H224L223 155H220L219 157L221 158ZM30 157V156H29ZM33 157V156H32ZM35 157V156H34ZM118 157H119V155H118ZM165 157V156H164ZM215 157V158H214ZM113 158V159H114ZM120 158V157H119ZM145 158V157H144ZM152 158V157H151ZM157 158H158V156H157ZM160 158V157H159ZM158 158V159H159ZM182 158V157H181ZM219 158V159H220ZM225 158L223 159V158H221V159H223V160H225ZM6 160H7V158H5ZM16 159V158H15ZM21 159H22V157H21ZM26 159V158H25ZM30 159H32V158H30ZM36 159L38 160L39 158L36 156ZM109 159V158H108ZM112 158H111V160H113ZM121 159V158H120ZM127 159H128V157H127ZM139 159V158H138ZM147 159V158H146ZM154 159H156V158H154ZM220 159V160H221ZM18 160V159H17ZM16 160V162H18ZM23 160V159H22ZM35 159H33V161H34ZM144 160V159H143ZM148 160V159H147ZM162 160V159H161ZM160 160V161H161ZM209 160V161H208ZM3 161V160H2ZM27 161H29L28 159H27ZM26 161V162H27ZM38 161H40V160H38ZM104 161V160H103ZM109 161V160H108ZM130 161V160H129ZM150 161V160H149ZM163 162H164V159L162 160ZM167 161H169V160H167ZM4 162V161H3ZM6 162V161H5ZM5 162L3 163V164H5ZM72 162H74V161H72ZM90 162V161H89ZM117 162V161H116ZM157 162V161H156ZM155 162V163H156ZM8 163V162H7ZM6 163V164H7ZM75 163V162H74ZM86 163V162H85ZM94 163V162H93ZM106 163H107V160H106ZM106 163H104L105 165H106ZM111 163V162H110ZM122 163V162H121ZM120 163V164H121ZM126 163V162H125ZM145 163V162H144ZM147 163V162H146ZM145 163V164H146ZM150 163V162H149ZM154 163V162H153ZM154 163V164H155ZM158 163V162H157ZM160 163V162H159ZM165 163V162H164ZM168 163V162H167ZM215 163V162H214ZM5 164V165H6ZM31 164H33V163H31ZM81 164V163H80ZM101 164H103V162L101 163ZM104 164H103V167H104ZM133 164V163H132ZM151 164V163H150ZM206 164V165H207ZM216 164V163H215ZM1 165H2V163H1ZM34 165V164H33ZM49 165H51V164H49ZM84 165V164H83ZM86 165V164H85ZM97 166H101V165H98V164H96ZM166 165V166H167ZM211 165V163H209L208 164V166H206L207 167V169H208V167ZM214 165V164H213ZM218 165H216L217 167H218ZM42 166V165H41ZM96 166V167H97ZM108 166V165H107ZM116 166V165H115ZM128 166V165H127ZM132 166V165H131ZM136 166V165H135ZM143 166V165H142ZM148 166V165H147ZM159 166V165H158ZM180 166V167H179ZM215 166V168L217 169V167ZM7 167V166H6ZM102 167V166H101ZM109 167H111V166H109ZM108 167V168H109ZM119 167V166H118ZM152 167V166H151ZM163 167V166H162ZM161 167V168H162ZM8 168V167H7ZM39 168V167H38ZM41 168V167H40ZM81 168H83V167H81ZM115 168H117V167H115ZM140 168V167H139ZM138 168V169H139ZM142 168H144V167H142ZM153 168V167H152ZM151 168V169H152ZM160 168V167H159ZM161 168H160V170H161ZM211 168V166L209 167V169L208 170H211L210 169ZM92 169V168H91ZM94 169V168H93ZM118 169V168H117ZM134 169V168H133ZM145 169H147V168H145ZM150 169V168H149ZM154 169V168H153ZM8 170V169H7ZM15 170V169H14ZM83 170V169H82ZM85 170H86V168H85ZM102 170V169H101ZM114 170V169H113ZM122 170V169H121ZM129 170V169H128ZM132 170V169H131ZM163 170V169H162ZM215 169H214V167L212 168V171H211V173L214 171ZM28 171V170H27ZM88 171V170H87ZM105 171V170H104ZM108 171V170H107ZM117 171V170H116ZM124 171V170H123ZM123 171H121V172H123ZM125 171H127V170H125ZM124 171V172H125ZM135 171V170H134ZM152 171V170H151ZM9 172V171H8ZM34 172V171H33ZM65 173H67L66 171H64ZM72 172V171H71ZM118 172L120 173V171H119V169H118ZM137 172V171H136ZM142 172V171H141ZM148 172V171H147ZM158 171L156 170V173H157ZM162 172V171H161ZM167 172V171H166ZM16 173V172H15ZM75 173H76V171H75ZM88 173V172H87ZM91 173H93V172H91ZM94 173H95V170H94ZM94 173H93V175H94ZM107 173V172H106ZM119 173H117L116 172V174H119ZM126 173H128V171L126 172ZM165 173V172H164ZM164 173H162V174H164ZM217 173V172H216ZM215 173V174H216ZM6 174V173H5ZM34 174V173H33ZM42 174V173H41ZM72 173H70V175H71ZM104 174V173H103ZM115 174V175H116ZM134 174V173H133ZM138 174V173H137ZM141 174V173H140ZM145 174V173H144ZM147 174L148 173H146V176H147ZM150 174V173H149ZM154 174V173H153ZM69 175V176H70ZM78 175V174H77ZM92 175V174H91ZM101 175H102V173H101ZM123 175H124V173H123ZM130 175H131V173H130ZM130 175L128 174V175H126V176H129L130 177ZM157 175V174H156ZM161 175V174H160ZM212 175V174H211ZM213 175H214V173H213ZM63 176H65V178H66V175H63ZM69 176H68V178H69ZM78 176H80V174L78 175ZM83 175H81L80 177H82ZM97 176H99V174L97 175ZM113 176V175H112ZM135 176V175H134ZM141 176H142V174H141ZM140 176V177H141ZM217 176H218V174H217ZM5 177V176H4ZM3 177V178H4ZM23 177H25V176H23ZM75 177H77L76 175L74 176V178ZM94 177V176H93ZM118 177V176H117ZM117 177H115L116 179H117ZM133 177V176H132ZM145 177V176H144ZM152 177V176H151ZM150 177V178H151ZM154 177V176H153ZM170 177H172V175L170 176ZM210 177V176H209ZM30 178H32L31 176H30ZM65 178H64V180H65ZM83 178V177H82ZM104 178V177H103ZM137 178V177H136ZM156 178H157V176H156ZM156 178H155V180H156ZM159 178H160V176H159ZM208 178V179H207ZM213 178H216V176H214ZM42 179V178H41ZM73 179V178H72ZM81 179V178H80ZM79 179V180H80ZM95 179V178H94ZM100 179V178H99ZM133 179V178H132ZM137 179H139V178H137ZM136 179V180H137ZM143 179V178H142ZM147 179V178H146ZM158 179V178H157ZM164 179H165V176H164ZM173 178H171V180H172ZM27 180V179H26ZM32 180H33V178H32ZM43 180V179H42ZM78 180V181H79ZM97 180V179H96ZM121 180H123L122 178H121ZM154 179H153V181H155ZM158 180H160V179H158ZM5 181V180H4ZM30 181H31V179H30ZM74 180H72V182H73ZM80 181H82L83 182V180H80ZM79 181V182H80ZM108 181V180H107ZM112 181V180H111ZM118 181V180H117ZM126 181V180H125ZM149 181V180H148ZM151 181V180H150ZM163 181V180H162ZM209 181V180H208ZM36 182V181H35ZM59 182V181H58ZM61 182V181H60ZM63 182V181H62ZM99 182V181H98ZM101 182H103L102 180H101ZM114 182H115V180H114ZM146 182V181H145ZM156 182V181H155ZM159 182V181H158ZM157 182V183H158ZM169 182V181H168ZM171 182V181H170ZM169 182V183H170ZM211 182V181H210ZM213 182V183H214ZM57 183V182H56ZM76 183H77V181H76ZM76 183H74L76 186H77V184ZM81 183V182H80ZM94 183H96V181L94 182ZM100 183V182H99ZM139 183H140V181H139ZM149 183V182H148ZM147 183V184H148ZM164 183V182H163ZM25 184V183H24ZM23 184V185H24ZM27 184V183H26ZM28 184H31V183H29L28 182ZM34 184V183H33ZM38 184V183H37ZM40 184H42L41 182H40ZM84 184V183H83ZM87 184V183H86ZM102 184V183H101ZM129 184V183H128ZM127 184V186L129 187V185ZM131 184V183H130ZM142 184V183H141ZM144 184V183H143ZM32 185V184H31ZM54 185V184H53ZM74 185V186H75ZM106 185V184H105ZM123 185V184H122ZM125 185V184H124ZM124 185L122 186V187H124ZM136 185V187H137V184H135ZM159 185V184H158ZM75 186V187H76ZM81 186V185H80ZM97 186H98V184H97ZM100 186V185H99ZM131 186H132V184H131ZM134 186V185H133ZM132 186V187H133ZM147 186V185H146ZM165 186H168V185H165ZM209 186H211V187H209ZM31 187V186H30ZM117 187V186H116ZM131 187V188H132ZM140 187V186H139ZM46 188V187H45ZM50 187H48L47 189H49ZM51 188H53V187H51ZM71 188V187H70ZM74 188V187H73ZM77 188V187H76ZM143 188V187H142ZM150 188V187H149ZM170 188V187H169ZM72 189V188H71ZM91 190H93V188H90ZM105 189H107V188H105ZM122 189V188H121ZM127 188H125L124 187V190H126ZM145 189V188H144ZM156 189H158V188H156ZM28 190H30V189H28ZM36 190V189H35ZM41 190H42V188H41ZM49 190H51V189H49ZM62 190H64V189H62ZM61 190V191H62ZM66 190V189H65ZM68 190V189H67ZM70 190V189H69ZM81 190V189H80ZM86 190V189H85ZM84 190V191H85ZM159 190H160V187H159V189H158V192H159ZM167 190H169V189H167ZM213 190L211 191V192H213ZM45 191V190H44ZM43 190H42V192H44ZM88 191V190H87ZM127 191H128V189H127ZM133 191V190H132ZM131 191V192H132ZM152 191V190H151ZM156 191V190H155ZM161 191V190H160ZM163 191V190H162ZM172 191V190H171ZM29 192V191H28ZM69 192V191H68ZM75 192V191H74ZM73 192V193H74ZM90 192V191H89ZM88 192V193H89ZM118 191H116V193H117ZM130 192V191H129ZM130 192V193H131ZM174 192V191H173ZM38 193V192H37ZM49 192H47V194H48ZM54 193V192H53ZM73 193H72V195H73ZM80 193V192H79ZM149 193V192H148ZM29 194V193H28ZM28 194H26V195H28ZM31 194H33V193H31ZM39 194V193H38ZM54 194H57V193H54ZM81 194H83V193H81ZM86 194V193H85ZM155 194V193H154ZM153 194V195H154ZM162 194H164V193H162ZM173 194V193H172ZM185 194H184V197H185ZM188 194V193H187ZM41 195L43 196V193H41ZM65 195H67V194H65ZM77 195V194H76ZM90 195V193L88 194V196ZM95 195H97L98 196V198H99V195L98 194H95ZM206 197L208 198V194L206 193ZM211 195V194H210ZM45 197H46V195H44ZM49 196L51 197V195L49 194ZM70 196V195H69ZM78 196V195H77ZM83 196V195H82ZM84 196H87V195H84ZM132 196V195H131ZM145 196V195H144ZM44 197V198H45ZM49 197V198H50ZM81 197V196H80ZM91 197V196H90ZM93 197V196H92ZM96 197V196H95ZM155 197V196H154ZM164 197V196H163ZM210 197L211 196H209V198L208 199H210ZM22 198V197H21ZM37 198L39 199L40 197L37 195ZM64 197L62 196V199H63ZM66 198H68V196H66ZM77 197L75 196V199H76ZM85 198V197H84ZM88 198V197H87ZM114 198V197H113ZM121 198H123V197H121ZM130 198V197H129ZM133 198V197H132ZM145 198V197H144ZM153 198V197H152ZM180 198V199H179ZM188 198V197H187ZM24 199V198H23ZM40 199H42V198H40ZM47 199H48V197H47ZM46 199V200H47ZM89 199V198H88ZM95 199V198H94ZM93 199V200H94ZM115 199V198H114ZM162 199V198H161ZM172 199H174V198H172ZM175 199H174V201H175ZM208 199H206V200H208ZM65 200V199H64ZM63 200V201H64ZM77 200V199H76ZM90 200V199H89ZM88 200V201H89ZM97 200V199H96ZM100 200V199H99ZM112 200V199H111ZM110 200V201H111ZM123 200H125V202H126V198L125 199H123ZM131 200V199H130ZM133 200V199H132ZM144 200V199H143ZM146 200V199H145ZM156 200V198H154V200L153 201H155ZM190 200V199H189ZM194 200H192V201H194ZM200 200H198L199 202H201ZM205 200V201H206ZM86 201V200H85ZM91 201V200H90ZM89 201V202H90ZM103 201V200H102ZM105 201V200H104ZM117 201V200H116ZM141 201V200H140ZM152 201V200H151ZM166 202H168L167 200H165ZM164 201V202H165ZM173 201V202H174ZM22 202V201H21ZM45 201H43V203H44ZM67 203H68V201H66ZM70 202V201H69ZM73 202H74V198H73ZM76 202V201H75ZM81 202H82V200H81ZM93 202V201H92ZM122 202V201H121ZM130 203H131V201H129ZM134 202V201H133ZM146 202V201H145ZM156 202H158V201H156ZM161 202V201H160ZM163 202V201H162ZM171 202V201H170ZM169 202V203H170ZM186 202H189V201H186ZM195 202V201H194ZM197 202V201H196ZM196 202H195V205H196ZM199 202H197V203H199ZM33 203V202H32ZM37 203V202H36ZM72 203V202H71ZM70 203V204H71ZM85 203V202H84ZM94 203V202H93ZM101 203H103V202H101ZM100 203V204H101ZM109 203H111V202H109ZM127 203V202H126ZM129 203V204H130ZM137 203V202H136ZM146 203H148V202H146ZM150 203V202H149ZM169 203H168V205H169ZM172 203V202H171ZM202 203V202H201ZM18 204H19V202H18ZM17 204V205H18ZM34 204L35 203H33V206H34ZM38 204V203H37ZM66 204V203H65ZM65 204H63V205H65ZM69 204V206H71ZM83 204V203H82ZM86 204V203H85ZM88 204V203H87ZM91 204V203H90ZM96 204H98V202L96 203ZM95 204V205H96ZM99 204V206H97V207H100L101 205ZM105 204V203H104ZM104 204H103V206H104ZM112 204V203H111ZM138 204V203H137ZM143 204V203H142ZM145 204V203H144ZM143 204V205H144ZM205 204H206V206H208L209 205V203H208V201H207V203L205 202ZM208 204V205H207ZM9 205V204H8ZM32 205V204H31ZM49 205V204H48ZM61 205V204H60ZM62 205V207H64ZM68 205V204H67ZM74 205H79V203L78 204H74ZM94 205V206H95ZM106 205V204H105ZM113 205V204H112ZM126 205H128V203L126 204ZM172 205V204H171ZM179 205V204H178ZM191 205H192V203H191ZM195 205H193L194 207H195ZM203 205H204V203H203ZM11 206V205H10ZM18 206H20V205H18ZM17 206V207H18ZM80 206V205H79ZM82 206V205H81ZM84 206H87V205H83V207ZM93 206V205H92ZM93 206V207H94ZM118 206L119 205H117V208H118ZM154 205H152V206H150L149 208L151 209V207H153ZM160 206V205H159ZM170 206V205H169ZM193 206H192V208H193ZM197 206H199V205H197ZM210 206V205H209ZM209 207L210 209L212 208V207ZM62 207H61V209H62ZM66 207V206H65ZM64 207V208H65ZM76 207V206H75ZM90 207V206H89ZM127 207V206H126ZM133 207V206H132ZM144 207H145V205H144ZM157 207V206H156ZM155 207V208H156ZM161 207V206H160ZM165 207V206H164ZM172 207V206H171ZM170 207V208H171ZM181 207V206H180ZM21 208V207H20ZM71 208V207H70ZM74 208V207H73ZM78 208V207H77ZM80 208V207H79ZM86 208V207H85ZM101 208V207H100ZM100 208H98V209H100ZM105 208V207H104ZM103 208V209H104ZM112 208V207H111ZM121 208V207H120ZM134 208V207H133ZM141 208V207H140ZM154 208V207H153ZM152 208V209H153ZM176 207H174V209H175ZM186 208H188V207H186ZM198 208V207H197ZM203 208V207H202ZM213 208V209H214ZM32 209H33V207H32ZM38 209V208H37ZM40 209V208H39ZM39 209L37 210V211H39ZM60 209V210H61ZM68 209V208H67ZM95 209H96V207H95ZM119 209V208H118ZM130 209V208H129ZM149 209V210H150ZM169 209V208H168ZM190 209H191V206H190ZM194 209V208H193ZM193 209H192V212H193ZM204 209V208H203ZM206 209V208H205ZM28 210H29V208H28ZM27 210V211H28ZM59 210V211H60ZM72 210V209H71ZM105 210V209H104ZM108 210V209H107ZM110 210V209H109ZM114 210V209H113ZM131 210V209H130ZM140 210V209H139ZM156 210V209H155ZM162 210V209H161ZM170 210V209H169ZM173 210V209H172ZM183 210V209H182ZM199 212H203V210H201V208L199 207ZM201 210V211H200ZM250 210H254L255 211V214H256V216L255 217H257L258 219V221L259 222H257L256 220H255V223H259V224H255V223H250V222H248V221H246L245 219H246V217L249 215H247L246 217H245V215L247 214V213H249L248 211H250ZM5 211V210H4ZM36 211V210H35ZM58 211V212H59ZM63 211H66V210H64L63 209ZM68 211H69V209H68ZM78 211H79V209H78ZM77 211V212H78ZM98 211V210H97ZM97 211H95V212H97ZM146 211H147V209H146ZM151 211V210H150ZM158 211V210H157ZM166 211H167V209H166ZM171 211V210H170ZM174 211V210H173ZM178 211V210H177ZM184 211V210H183ZM187 211V210H186ZM204 211H206L207 213H209V215H211V213H210V211L208 212V210H204ZM215 211V210H214ZM8 212V211H7ZM79 212H82V211H79ZM84 212V211H83ZM91 212V211H90ZM104 212V211H103ZM108 212V211H107ZM124 213H125V211H123ZM152 212V211H151ZM172 212V211H171ZM178 212H180V211H178ZM191 212V213H192ZM205 212V213H206ZM212 212V211H211ZM252 212V211H251ZM34 213H36V212H34ZM38 213V212H37ZM49 213H51V212H49ZM57 212H55V213H53L54 215L56 214ZM71 213L72 212H70V215H71ZM75 213H76V211H75ZM100 213H102V212H100ZM109 213H111V212H109ZM116 213V212H115ZM114 213V214H115ZM118 213V212H117ZM150 213V212H149ZM152 213H154V212H152ZM151 213V215H153V216H156V213H155V215L154 214H152ZM168 213V212H167ZM174 213V212H173ZM194 214H197L198 213V211L196 212V210H195V212H193ZM201 213H198V216L196 217V215H195V217L198 219V217H199V214H201ZM206 213V214H207ZM33 214V213H32ZM44 214V213H43ZM46 214H47V212H46ZM58 214V213H57ZM56 214V215H57ZM60 214V213H59ZM66 214H67V212L65 213V216L64 217H66ZM69 214V213H68ZM82 214V213H81ZM80 214V215H81ZM84 214V213H83ZM82 214V215H83ZM87 214V213H86ZM86 214H84V215H86ZM97 214V213H96ZM103 214V213H102ZM135 214H137V213H134V215ZM159 215L161 214L160 212L158 213ZM170 214H172V213H170ZM175 214L177 215V213L175 212ZM180 214H182V213H180ZM179 214V215H180ZM188 214L190 215V213H187L185 216H188ZM254 214V213H253ZM11 215V214H10ZM29 215V214H28ZM41 215V214H40ZM64 215V214H63ZM75 215V214H74ZM73 215V216H74ZM76 215H77V213H76ZM79 215V216H80ZM88 215V214H87ZM106 215V214H105ZM108 215H110V214H108ZM124 215V214H123ZM134 215H132V216H134ZM173 215V214H172ZM171 215V216H172ZM208 215V214H207ZM207 215H204L203 214V217H205L204 219H205V221H206V218H211L209 215H208V217H207ZM212 215H213V212H212ZM46 216V215H45ZM61 216H62V214H61ZM114 216V215H113ZM116 216V215H115ZM127 216V215H126ZM174 216V215H173ZM251 216V215H250ZM9 217V216H8ZM41 217H43L44 218V216H41ZM51 217V216H50ZM49 217V218H50ZM52 217H53V215H52ZM85 217V216H84ZM87 217H89V216H87ZM92 217V216H91ZM90 217V218H91ZM96 217V216H95ZM102 217V216H101ZM110 217V216H109ZM137 217V216H136ZM138 217H141V215L139 214V216ZM144 217V216H143ZM151 218H152V216H150ZM159 217V216H158ZM157 217V218H158ZM164 217V216H163ZM167 218H169L168 217V215L166 216ZM165 217V218H166ZM175 217V216H174ZM173 217V218H174ZM178 217H180V216H178ZM189 217H192V215L191 216H189ZM213 217H215V215H213ZM253 217V216H252ZM255 217H254V219H255ZM33 218H35V216L33 217ZM38 218V217H37ZM47 218V223H49V222H54L53 220H49V218L48 217H46ZM45 218V219H46ZM54 218H55V216H54ZM62 218H63V216H62ZM70 218H73L72 216L70 217ZM75 218V217H74ZM78 217H76V219H77ZM80 218H81V216H80ZM93 218H94V216H93ZM105 218V217H104ZM122 219V217H119L118 218V220L119 219ZM127 218V217H126ZM182 218V217H181ZM196 218H195V220H196ZM201 218H202V214H201ZM200 218V219H201ZM248 218V217H247ZM251 218V217H250ZM2 219H4V218H2ZM7 219V218H6ZM24 219V218H23ZM32 219V218H31ZM66 219V218H65ZM92 219V218H91ZM96 219H98V218H96ZM102 219H103V217H102ZM162 218H160V220H161ZM164 219V218H163ZM175 219V218H174ZM187 219H188V217H187ZM203 219V218H202ZM253 219V220H254ZM26 220V219H25ZM29 220V219H28ZM38 220H40L39 218H38ZM49 220V221H48ZM55 220V219H54ZM61 220V219H60ZM64 220V219H63ZM70 220V219H69ZM68 220V221H69ZM78 220V219H77ZM77 220H76V222H77ZM80 220V219H79ZM84 220H86V219H84ZM83 220V221H84ZM94 220V219H93ZM112 220V219H111ZM158 220H159V218H158ZM208 220H210V219H208ZM207 220V221H208ZM250 220V219H249ZM2 221V220H1ZM0 221V222H1ZM16 221V220H15ZM14 221V222H15ZM66 221V220H65ZM87 221V220H86ZM90 221H92V220H90ZM110 221V220H109ZM116 221H117V219H116ZM122 221H124V224H126L125 223V219L124 220H122ZM129 221V220H128ZM134 221V220H133ZM143 221V220H142ZM200 220H198V222H199ZM204 221V220H203ZM212 220H210V222H211ZM24 222V221H23ZM38 222H40V221H38ZM37 222V223H38ZM58 222H59V220H58ZM57 222V223H58ZM71 222V221H70ZM74 222V221H73ZM96 222V221H95ZM99 222V221H98ZM103 223H105L104 221H102ZM101 222V223H102ZM161 222V221H160ZM177 222H178V220H177ZM9 224V222H6V224ZM21 223H22V221H21ZM34 223L36 224V220L34 221ZM33 223V221H32V225L34 224ZM56 223V224H57ZM62 223V222H61ZM81 223V222H80ZM85 223V222H84ZM88 223H90L89 221H88ZM130 223V222H129ZM141 223V222H140ZM145 223V222H144ZM144 223H142L143 225H144ZM165 223V222H164ZM171 223H173V222H171ZM218 223V224H217ZM249 223L251 224V225H249ZM2 224V223H1ZM16 224V223H15ZM23 224V223H22ZM49 224H51V223H49ZM56 224H54L55 226H56ZM63 224V223H62ZM65 224H66V222H65ZM86 224V223H85ZM120 224V223H119ZM123 224V227L125 226ZM148 224V223H147ZM163 224V223H162ZM179 224V223H178ZM178 224H177V226H178ZM188 224H190V222L188 221ZM196 224V223H195ZM203 224V226H206L207 227V224H205V222H203L202 223ZM4 225V224H3ZM24 225V224H23ZM38 225V224H37ZM45 225V224H44ZM90 225V224H89ZM96 225H97V223H96ZM128 225V224H127ZM130 225H132L131 223H130ZM142 225V226H143ZM156 225V224H155ZM210 225H212V224H210ZM255 225L257 226V227H255ZM5 226V225H4ZM48 226V225H47ZM66 226V225H65ZM76 226V225H75ZM98 226V225H97ZM100 226H103V225H100ZM100 226H99V228H100ZM162 227H163V225H161ZM166 226V225H165ZM169 226V225H168ZM186 226H188V225H186ZM195 226H198V225H195ZM13 227V226H12ZM68 227V226H67ZM90 227V226H89ZM131 227V226H130ZM134 227V226H133ZM145 227V226H144ZM150 226L148 225L147 226V228L146 229H148ZM170 227H171V225H170ZM199 227V226H198ZM201 227V226H200ZM206 227L205 228H202V229H206ZM211 227V226H210ZM3 228V227H2ZM7 228V227H6ZM50 228V227H49ZM69 228V227H68ZM72 228V227H71ZM86 228V227H85ZM88 228V227H87ZM108 228V227H107ZM106 227H105V229H107ZM110 228H112L111 227V224H110ZM116 228V227H115ZM151 228V227H150ZM149 228V229H150ZM172 228V227H171ZM175 229H176V231H177V228H176V226L174 227ZM195 228V227H194ZM215 228V226L213 227V229ZM217 228H215V229H217ZM5 229V228H4ZM36 229V228H35ZM34 229V230H35ZM48 229V228H47ZM53 229V228H52ZM56 229V228H55ZM79 229H80V227H79ZM89 229V228H88ZM93 229V228H92ZM168 229H170V228H168ZM167 229V230H168ZM198 229V228H197ZM196 229V231H197V234L200 232H198V230ZM211 229V228H210ZM0 230H1V228H0ZM33 230V231H34ZM111 230H114V228L113 229H111ZM126 230H128V229H126ZM130 230V229H129ZM128 230V231H129ZM136 230V229H135ZM161 230V229H160ZM171 230V229H170ZM11 231V230H10ZM15 231H18V230H15ZM53 231H54V229H53ZM62 231V230H61ZM68 231V230H67ZM80 231V230H79ZM100 231V230H99ZM98 231V232H99ZM104 231V230H103ZM108 231V230H107ZM123 231V230H122ZM131 231V230H130ZM142 231V229H140V231H139V233ZM147 231V230H146ZM175 231V230H174ZM196 231H194V232H196ZM0 232H3V231H0ZM12 232H13V230H12ZM25 232V231H24ZM23 232V233H24ZM35 232V231H34ZM46 232H47V230H46ZM45 232V233H46ZM55 232H57L56 230H55ZM65 231L63 230V232H61V233H64ZM109 232V231H108ZM113 232V231H112ZM117 232V231H116ZM119 232V231H118ZM135 233H136V231H134ZM145 232V231H144ZM148 232V231H147ZM169 232V231H168ZM167 232V233H168ZM172 232V231H171ZM171 232H169V233H171ZM178 232V231H177ZM203 232V231H202ZM201 232V233H202ZM205 232V231H204ZM203 232V233H204ZM210 231L208 230V233H209ZM5 233H6V231H5ZM7 233H9V232H7ZM18 233H20V232H18ZM22 233V234H23ZM33 233V232H32ZM54 233V232H53ZM60 233V234H61ZM70 233V232H69ZM122 233V232H121ZM124 233V232H123ZM125 233H127V231L125 232ZM124 233V234H125ZM169 233H168V236H169ZM182 233H184V232H182ZM211 233V232H210ZM14 234V233H13ZM35 234V233H34ZM99 234V233H98ZM100 234H101V232H100ZM103 234V233H102ZM124 234H122V235H124ZM141 234V233H140ZM149 234H151V237H152V234H153V231H152V233H149ZM148 234V235H149ZM175 234H176V232H175ZM174 234V235H175ZM3 235H5L4 233H3ZM2 235V236H3ZM9 235H11V234H9ZM63 235V234H62ZM116 235V234H115ZM114 235V236H115ZM131 235H132V233H131ZM147 235V236H148ZM159 235V234H158ZM162 235V234H161ZM209 235V234H208ZM8 236V235H7ZM6 236V237H7ZM28 237V236H26L25 234L23 235V238H25V237ZM58 236H59V234H58ZM99 236V235H98ZM100 236H102V235H100ZM104 236H105V234H104ZM121 236V235H120ZM128 236V235H127ZM135 236V235H134ZM145 236H146V233H145ZM155 236V235H154ZM176 236V235H175ZM204 236V235H203ZM4 237V236H3ZM11 237H13V235L11 236ZM59 237H61V236H59ZM76 237V236H75ZM87 237V236H86ZM126 237V236H125ZM128 237H130V235L128 236ZM137 237H138V235H137ZM148 237H150V236H148ZM166 237V236H165ZM164 237V238H165ZM170 237H172V238H174L173 236H171L170 235ZM199 237V236H198ZM2 238V237H1ZM15 238V237H14ZM20 238V237H19ZM38 238V237H37ZM106 238V237H105ZM111 238V237H110ZM118 238V237H117ZM116 238V239H117ZM159 239H160V237H158ZM191 238V237H190ZM197 238V237H196ZM209 238H210V236H209ZM212 238V237H211ZM217 238V237H216ZM10 239V238H9ZM17 239V238H16ZM15 239V240H16ZM36 239V238H35ZM129 239V238H128ZM141 239V238H140ZM167 239V238H166ZM170 239V238H169ZM198 239V238H197ZM213 239V238H212ZM3 240V239H2ZM12 240V239H11ZM11 240H9V241H11ZM18 240V239H17ZM38 240V239H37ZM84 240V239H83ZM82 239H81V241H83ZM88 240V239H87ZM101 240L103 241V239L101 238ZM100 240V241H101ZM119 240V239H118ZM122 240V239H121ZM146 240V239H145ZM154 240V239H153ZM168 240V239H167ZM171 240V239H170ZM205 240V239H204ZM207 240V239H206ZM6 241H8L7 239H6ZM111 241H113V240H111ZM129 241V240H128ZM142 241V240H141ZM140 241V242H141ZM152 241V240H151ZM151 241H149V242H151ZM155 241V240H154ZM159 241V240H158ZM188 241V240H187ZM214 241V240H213ZM12 242V241H11ZM16 242V241H15ZM29 242V241H28ZM67 242V241H66ZM98 242V241H97ZM123 242V241H122ZM146 242V241H145ZM144 242V243H145ZM166 242V241H165ZM173 242V241H172ZM176 242V241H175ZM177 242H179V241H177ZM3 243H5V242H3ZM33 242H31V243H29V244H32ZM91 243V242H90ZM126 243V242H125ZM133 243H135L134 241H133ZM159 243V242H158ZM202 243V242H201ZM6 244V243H5ZM5 244H3V245H5ZM15 244V243H14ZM20 244V243H19ZM22 244V243H21ZM84 244V243H83ZM86 244V243H85ZM118 244V243H117ZM130 244V243H129ZM143 243H141V245H142ZM151 244V243H150ZM163 244H165V243H163ZM162 244V245H163ZM176 246H177V244L176 243H174ZM173 244V245H174ZM180 244H181V242H180ZM180 244H178V245H180ZM184 244V243H183ZM187 244H189V243H187ZM186 244V242H185V245L184 246H186L187 245ZM203 244H205L204 243V241H203ZM208 244H210V243H208ZM207 244V245H208ZM0 245H2V244H0ZM9 245V244H8ZM13 245V244H12ZM18 245V244H17ZM16 245V246H17ZM27 245V244H26ZM34 245V244H33ZM72 245V244H71ZM100 245H102V244H100ZM131 245V244H130ZM146 245V244H145ZM157 245V244H156ZM161 245V244H160ZM192 245V244H191ZM198 245H199V243H198ZM14 246V245H13ZM12 246V247H13ZM21 246V245H20ZM30 246V245H29ZM29 246H27V247H29ZM81 246V245H80ZM120 246V245H119ZM118 246V247H119ZM121 246L123 247V245L121 244ZM133 246V245H132ZM136 246H138V245H136ZM182 246V245H181ZM183 246V247H184ZM3 247V246H2ZM24 247V249H25V247L26 246H23ZM32 247V246H31ZM48 247V246H47ZM110 247H112V246H110ZM113 247H116V246H113ZM129 247H131V246H129ZM151 247H152V245H151ZM162 247V246H161ZM179 247V246H178ZM182 247V248H183ZM196 247V246H195ZM199 247V246H198ZM202 247H203V245H202ZM18 249L20 248V247H17ZM76 248V247H75ZM127 248H128V246H127ZM126 248V249H127ZM137 248V247H136ZM135 248V249H136ZM145 248V247H144ZM162 248H164V247H162ZM171 248V247H170ZM210 248V246L208 247V249ZM3 249H5V248H3ZM10 249V248H9ZM8 248H7V250H5V254H6V251H8V253H9V250ZM13 249H15V248H13ZM17 249V250H18ZM94 249V248H93ZM112 249V248H111ZM120 249V248H119ZM130 249V248H129ZM128 249V250H129ZM141 249V248H140ZM157 249V248H156ZM178 249V248H177ZM186 250H187V248H185ZM185 249H183V250H185ZM216 249V248H215ZM16 250V249H15ZM37 250H39V249H37ZM45 250V249H44ZM102 250H103V248H102ZM121 250H123V248L121 249ZM138 251H139V249H137ZM136 250V251H137ZM169 250V249H168ZM167 250V251H168ZM186 250H185V252H186ZM12 251V250H11ZM117 251V250H116ZM115 251V253L116 254H119L120 256L123 254V252H122V254H120L119 252H121V251H119V252H116ZM124 251H125V249H124ZM130 251V250H129ZM133 251H134V249H133ZM133 251H132V254H135V253H133ZM142 251V250H141ZM163 251V250H162ZM167 251H165L166 253H167ZM170 251H172V250H170ZM20 252H21V250H20ZM39 252V251H38ZM126 252V251H125ZM156 252V251H155ZM160 252V251H159ZM178 252V251H177ZM211 252V251H210ZM1 253H2V251H1ZM48 253V252H47ZM113 253V252H112ZM140 253V252H139ZM173 253V252H172ZM181 253V252H180ZM214 253V252H213ZM11 254V253H10ZM43 254H44V252H43ZM88 254V253H87ZM144 254V253H143ZM157 254H158V252H157ZM168 254L170 255V252L168 251ZM167 254V255H168ZM175 254V253H174ZM188 254V253H187ZM208 254V253H207ZM8 255V254H7ZM91 255V254H90ZM97 255H101V254H98L97 253ZM114 255V254H113ZM112 255V257L114 258V256ZM139 255H141V254H139ZM145 255V254H144ZM159 255V254H158ZM182 255L184 256V254L182 253ZM206 255V254H205ZM217 255V254H216ZM109 256H110V254H109ZM108 256V257H109ZM117 256V255H116ZM119 256V257H120ZM128 256V255H127ZM126 256V257H127ZM130 256V255H129ZM137 256V255H136ZM142 256V255H141ZM165 256V255H164ZM181 256V255H180ZM179 256V257H180ZM183 256H182V258H183ZM207 256V255H206ZM0 257H2V256H0ZM3 257H5V256H3ZM10 257V256H9ZM50 257V256H49ZM92 257V256H91ZM102 257H104V256H102ZM107 257V256H106ZM105 257V258H106ZM172 255H170V257L169 258H171L172 259ZM185 257H187V255L185 254ZM189 257V258H190ZM7 258V257H6ZM116 258V257H115ZM121 258H123V256L121 257ZM136 258V257H135ZM139 258V257H138ZM165 259H166V257H164ZM169 258L168 259H166V260H169ZM177 258H178V256H177ZM181 258V257H180ZM188 258V257H187ZM2 259V258H1ZM0 259V260H1ZM9 259V258H8ZM102 259V258H101ZM112 259V258H111ZM116 259H118V258H116ZM131 260H133L132 258H130ZM140 259V258H139ZM141 259H142V257H141ZM145 258H143V260H144ZM3 260H5V258H3L1 261H3ZM7 260V259H6ZM23 260H25V259H23ZM109 260V259H108ZM114 261H116L115 259H113ZM127 260H129V259H127ZM138 260V259H137ZM142 260V262L144 263V261ZM146 260V259H145ZM163 260V259H162ZM26 261H28V260H26ZM49 261V260H48ZM76 261V260H75ZM88 261V260H87ZM86 261V262H87ZM110 261V260H109ZM121 261V260H120ZM120 261H118V262H120ZM126 261V259H124V262ZM139 261H141V260H139ZM155 261V260H154ZM160 261V260H159ZM7 262V261H6ZM5 262V263H6ZM24 262V261H23ZM67 262V261H66ZM110 262H112V261H110ZM129 262V261H128ZM128 262H126V263H128ZM134 262V261H133ZM146 262V261H145ZM153 262V261H152ZM151 262V263H152ZM162 262V264H164L163 263V261H161ZM34 263V262H33ZM49 263H50V261H49ZM76 263V262H75ZM80 263V262H79ZM88 263V262H87ZM90 263H93V262H90ZM89 263V264H90ZM97 263V262H96ZM108 263V262H107ZM106 263V264H107ZM138 263V262H137ZM136 263V264H137ZM148 263V262H147ZM156 263H157V261H156ZM11 264V263H10ZM60 264V263H59ZM98 264V263H97ZM101 264H102V261H101ZM129 264H131V263H129ZM133 264V263H132ZM139 264H140V262H139ZM153 264V263H152ZM155 264V263H154ZM179 264V263H178Z\"/></svg>", "mask_w": 264, "mask_h": 264}]
</instances>
